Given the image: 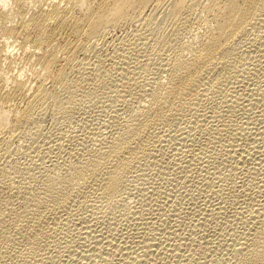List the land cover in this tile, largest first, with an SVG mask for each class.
Wrapping results in <instances>:
<instances>
[{
	"label": "rangeland",
	"instance_id": "1",
	"mask_svg": "<svg viewBox=\"0 0 264 264\" xmlns=\"http://www.w3.org/2000/svg\"><path fill=\"white\" fill-rule=\"evenodd\" d=\"M190 2L192 1V4L194 3L195 0H189ZM203 1H206V0H196L195 2V5L194 4L192 6H188L190 2H188V5L185 7H183L182 9H178L179 11H175V12H172V11H169L168 10V4L167 2L165 1V4L164 2H162L161 4L163 5V7L160 5L159 8H154L152 5L148 6L146 9L148 12H145L146 13H149V12H152V13H155L154 14V18H153V25L152 23H148V27H147V24L144 23V21L141 19V22L140 21V18L138 20V18H128V19H123L121 21H119L118 24H116L115 26L113 27H110L108 28L104 33V35H102L100 38L98 37L95 40H92V42L90 43H86L85 45H87V47H84L86 48L85 50L83 49L82 50V53L81 51L78 52L77 56H76V59H75V63H73V66H72V70L70 69L69 72L73 71L74 69V65L76 64L75 67H77L78 69L82 70L85 69V70H82V71H77L76 69L74 70V73L71 72L69 73V77L72 78V81L73 79L78 83L75 84L77 85V87L73 85L67 89V90H63L61 91V96H62V101H63V97L66 101H69L71 102V105L72 107L74 106V108L71 110L72 107H67V106H70L67 105L68 103H66V101L64 100L63 102H61V104H58V105H54L51 104H47V105H41V106H37L36 108L40 107L41 109H37L35 108V110L33 111V113L35 112H39V113H34V115H36L35 117H33V119L36 120L35 121H32L33 119L31 118V121L26 125L24 124L25 126L22 125V130L19 129L20 131L18 133H16L15 135H10V134H3L2 137L5 138L4 140H6V145H4V148L3 149H0V171H2V173L0 172V174L2 175V178L4 176V178L2 179L0 177V179H2L4 181V183L0 180V190L3 191L1 192L0 191V211H2L3 209V212H6L8 213V210H9V207H6V205H10L12 204L11 208L16 210V211H21V210H26L27 209V212H26V215H27V218L30 217V220H31V217L34 219H38V221L40 220V228L37 226V229H40L38 231L41 232V237L43 236V239L45 237H48L47 239L45 238L44 241L46 240V242H44L43 240H41V237L39 238L40 234L38 231H29V233H26V234H30L29 236H26L25 234V231H17L19 230L17 227H15V223L14 222H10V226L8 224V226L6 227V231H7V234L9 235V239L5 242L4 240H2L0 242L1 244V251H0V254H1V263L2 264H54V262H56L55 264H73V262H75L74 264H126L127 263H132V264H219V263H229L230 260L233 259V247L234 244L238 243L239 240L243 241L241 238L244 239L246 233H249L248 230L254 226L256 227L255 225H258L259 226H263L264 227V214L263 216H261V221L260 223L258 224H254L252 225L253 223H249L248 225L247 224V221H249L248 219H250L251 221L253 219L256 218L257 216V213L255 214L254 212L252 213V209L254 207V205L257 203L256 201L259 200L261 202H263L262 200H264V190L262 189V187L264 188V54L262 55L261 52H264V19L262 20L263 22H259L257 25H255V29L253 30V28H251L249 31H248V34H246L244 37H247L246 39H243L244 37H242L240 40L242 41H239L238 44H237V51H236V55H234V59H232L233 61H231V65L229 66V68L227 69V73H229L228 75L231 76L232 78H239V76L241 75L242 72H240V69H243V66H245L246 68V71L244 72V74L241 77V79L239 78H235L233 83H237V86L236 87V84L233 86V88L236 90H234L232 88H230V91L231 93L228 92L229 90V87L227 86H221L220 90H218L216 87H212L211 89H209L207 87L206 89V94H203V96L201 95L200 99H199V102H198V105L197 104H193L191 107L188 106V109L189 112H188V109L187 108H184L182 111V109L178 112H181V113H178L177 112V115L178 118H177V115H176V119L173 118L171 121L173 122H168L167 124L165 125H162L163 126V129L161 127V125L158 127L157 129V133L155 134V132H151L149 135L147 136H151V137H148L146 138V135L143 136V139L141 140L142 142L140 143L142 146V149L144 148V146H146L144 148V152L142 150L141 151H136L134 153H132V155L134 154L136 157L138 156L140 158V156L142 155V157L139 159L138 157V161L135 159V156L134 158H132L133 160V163L131 164V167H134L131 168V169H128L126 171V175H128L127 177L124 175V178H125V187H124V183H123V187L120 188L117 193L115 194V196H112L111 198H107V197H103L102 196V193L99 189H97L95 186H92L91 185H86L87 187L85 188L89 190L90 192V198L88 199V196H89V192L87 194V191L86 190V194L85 196L83 197L82 200H78L80 198H76V200L72 199L68 204L69 208H66L67 209V212H68V209H69V213L63 211V213L61 212L60 214L62 215L63 214V217L59 214L58 215H55L52 214L53 211L50 209V207L48 205H43L44 207L40 208V213H36V216L39 217V218H36V217H33L32 215L35 216V210L31 211V204L29 203V201H34L35 199H37L36 197H38V193H41L45 188H42L44 187V183H45V179L48 178L49 174H52L50 175L51 178H54V177H58L57 176V172L59 173V175L62 174V176H67L68 177V174H70L72 172L71 169H74L76 168L77 166H81L83 165V163H85V161H90L92 160L91 158L97 156L96 154V151L97 149L99 150L100 148L102 149V146H104V142L109 140L112 135H115L117 132H119L121 129L123 130V133L125 132L124 128L126 126V122H127V118H132V116L135 114H133V111H138L137 109H141L143 104L144 105H148L150 100H151V103H153L155 101V98H157V94L156 93H160V86L162 87V81L165 80L166 78V70L168 69V65L170 64V62H172V59H175L177 57L176 56H179L180 53H183L186 48L184 47L186 45V43L188 42L189 40V36H193L194 34H200L203 32V28L202 26L199 24L200 23V17L201 15H203V12L201 11V5L204 3ZM187 2V0H186ZM198 4V5H197ZM154 9H152V7ZM35 9V6H31V8L29 9ZM150 7V8H149ZM190 7V8H189ZM186 8V9H185ZM188 8V9H187ZM30 10V11H31ZM159 10V11H158ZM178 12V13H177ZM13 13V12H11ZM158 13V14H157ZM177 13V14H176ZM164 14V15H163ZM163 15V17H162ZM27 16V14H26ZM264 16V15H262ZM156 17V18H155ZM159 19H158V18ZM161 17V18H160ZM132 19V20H131ZM133 19H136V20H133ZM162 20V21H161ZM132 21V22H131ZM135 21V22H133ZM139 21V22H138ZM156 21V22H155ZM159 21V22H158ZM144 23V25H142L143 29L141 30V24ZM135 23V24H134ZM139 23V24H138ZM157 23V24H155ZM262 23V24H261ZM9 24V23H8ZM138 24V27L137 25ZM152 25V26H151ZM262 27H261V26ZM146 26V28H145ZM137 27V29H136ZM153 27V28H152ZM156 27V28H155ZM140 32H137L138 34H136V31H139ZM147 30L145 32V30ZM196 28V29H195ZM154 33H153V31ZM199 29V30H198ZM252 30V31H251ZM194 31V32H193ZM197 31H199L197 33ZM251 31V32H250ZM142 32V34H141ZM144 32V33H143ZM156 32V33H155ZM250 32V33H249ZM255 34H254V33ZM107 33V34H106ZM129 33V35H128ZM132 33V34H131ZM193 33V35H192ZM131 34V35H130ZM134 34V35H133ZM152 34V35H151ZM154 34V35H153ZM261 34V35H259ZM125 35V36H124ZM127 35V36H126ZM146 35V36H145ZM249 35V36H248ZM253 35V36H252ZM256 35V36H255ZM3 36V37H2ZM124 36V37H122ZM133 36V37H132ZM138 38H137V37ZM142 36V37H140ZM148 36V38H147ZM261 36V37H260ZM4 35L0 34V41H7V42H10L8 44L9 46V49H12V52L15 54L16 53V57L15 58H18L16 59L17 61H15L14 63H12V66H11V73H21V72H24V74L28 76H31L32 74V63L30 64L29 62H33L34 59L31 58V61H28L29 59H24V54L22 52L23 48L22 47H19V44L20 42L18 40V42H14V38H8L7 40L4 39ZM136 37V39H135ZM144 37V38H143ZM251 37V38H250ZM255 37V38H253ZM258 37V38H256ZM112 38V39H111ZM117 38V39H115ZM124 38V39H123ZM131 38V39H130ZM147 38V39H146ZM253 38V39H252ZM121 39V40H120ZM124 41H123V40ZM127 39V40H126ZM133 39V40H132ZM134 39H135V42H138L139 45H141L139 47L138 43H134V45L132 44V41L134 42ZM139 39V41L141 42H144L142 44V42L140 43L139 41H137ZM141 39V40H140ZM248 39H251L253 40V42L255 41V43H253L251 40H248ZM258 39V40H257ZM110 40V41H109ZM131 42H130V41ZM145 40V41H144ZM247 42H246V41ZM94 41V42H93ZM114 41V42H113ZM117 41V42H116ZM126 41V42H125ZM249 41V42H248ZM261 45H260V43ZM99 42V43H98ZM107 42V43H106ZM113 42V43H112ZM129 42V44L127 43ZM263 42V43H262ZM91 43L93 45V47L91 46ZM181 43H184V44H181ZM248 44L249 46H247L246 44ZM252 43V45H251ZM2 43L0 42V45ZM16 44V45H15ZM99 44V45H98ZM107 44H109L107 46ZM124 44V45H123ZM127 44V45H126ZM241 44V45H240ZM245 44V45H244ZM255 44V45H253ZM15 45V46H13ZM89 45V46H88ZM103 45V46H102ZM116 45V46H115ZM131 45H133L131 47ZM138 48H136L135 47ZM183 45V46H182ZM21 46V45H20ZM97 46V47H96ZM116 48H115V47ZM236 46V45H235ZM251 46V47H250ZM120 47V48H119ZM129 49V51H126L127 48ZM182 47L185 48V50L183 49V52H182ZM258 47V48H257ZM114 48V50H113ZM124 48H126V50H123ZM131 48V49H130ZM238 48H240L238 51ZM248 48V49H247ZM256 50H255V49ZM21 49V50H20ZM249 50L247 53L245 50ZM254 49V50H253ZM133 50V51H132ZM136 50V51H135ZM140 52H139V51ZM243 50V51H242ZM252 50V51H251ZM263 50V51H260ZM84 51V52H83ZM88 51V52H87ZM90 51V52H89ZM101 51V52H100ZM107 51V52H106ZM113 51V52H112ZM122 51V52H121ZM131 51V53H130ZM135 51V52H134ZM180 51V52H179ZM254 51H256L255 56L254 55ZM112 52V53H111ZM117 52V53H116ZM121 56H120V54ZM127 52V53H125ZM187 52V51H186ZM185 52V53H186ZM239 52V53H238ZM260 55H258L259 53ZM24 57H22V54ZM87 53V54H86ZM91 53V54H90ZM97 53V54H96ZM115 55H114V54ZM133 57L135 58L132 59V57L130 56L131 54H133ZM176 53H179V54H176ZM184 53V54H185ZM95 54V55H94ZM128 54V55H127ZM138 54V56H136ZM183 54V55H184ZM238 54V55H237ZM241 54V55H240ZM242 54H244V56H242ZM248 54V55H247ZM253 54V55H252ZM97 55V56H96ZM102 55V57H101ZM108 55V56H107ZM123 55V56H122ZM182 55V56H183ZM15 56V55H14ZM112 56V57H110ZM125 56V58H123ZM130 56V58H126ZM236 56L238 57V59L236 58ZM252 56H253V60L252 59ZM260 56V57H259ZM22 57V59H20ZM78 57V58H77ZM83 57V58H81ZM99 57V58H98ZM136 57H137V61H136ZM172 57V58H171ZM243 57V59H242ZM259 57V59H258ZM262 57V58H261ZM26 58V57H25ZM88 58V59H87ZM100 60V58H102L101 62L98 60ZM107 58V59H106ZM112 58V60H111ZM119 58V59H118ZM139 58V59H138ZM245 58V59H244ZM251 58V59H250ZM259 60L257 61L256 60ZM262 60H261V59ZM79 59V60H77ZM81 59V60H80ZM123 59V60H122ZM126 59V60H124ZM249 59V60H248ZM26 60V61H24ZM83 60V61H82ZM88 60V61H87ZM92 62H91V61ZM107 60V61H106ZM122 62H120V61ZM131 60V62H130ZM134 60V61H133ZM140 60V61H139ZM243 60V61H242ZM247 60V61H246ZM250 60L255 62V67L254 65L252 66V64H254L253 62L250 63ZM20 61V62H19ZM90 61V62H89ZM103 61V62H102ZM126 61V62H124ZM168 61V62H167ZM257 61V62H256ZM27 62V64L25 63ZM91 64H89V63ZM110 62V63H109ZM113 62V63H112ZM139 62V63H137ZM232 62L234 64H232ZM249 62V64H248ZM80 63V65H79ZM86 63V64H85ZM115 63V65H114ZM128 65H126V64ZM130 63V64H128ZM169 63V64H167ZM30 64V65H29ZM34 64V62H33ZM83 64L86 65V68H88V66L90 68H88L86 70L85 68V65L83 66ZM122 64H125V66L129 69H132L129 70V69H126V67ZM142 64V65H141ZM237 64V65H236ZM241 67H240V65ZM78 65V66H77ZM91 65V66H90ZM101 65V66H100ZM110 65V66H109ZM132 65V66H131ZM138 65H140L138 67ZM162 65V66H161ZM165 65V66H164ZM248 65V67L246 66ZM250 65V66H249ZM31 66V67H29ZM82 66V67H81ZM93 66V68H92ZM96 66V67H95ZM101 68H100V67ZM120 66V67H119ZM136 66V67H135ZM160 66V67H159ZM235 66V67H234ZM261 66V67H260ZM14 67V68H13ZM80 67V68H79ZM95 67V68H94ZM98 67V68H97ZM125 67V68H124ZM135 67V68H134ZM19 68V69H18ZM22 68V69H21ZM113 70H111V69ZM120 68V70H119ZM124 68V70H123ZM164 68V69H163ZM232 68V69H231ZM235 68V69H234ZM248 68V70H247ZM250 68V69H249ZM256 68V70L254 71V69ZM25 69V70H24ZM31 69V70H30ZM92 69V71L90 70ZM106 69V70H105ZM116 69V71H115ZM122 69V70H121ZM135 69V70H134ZM260 69V70H259ZM13 70V71H12ZM21 70V71H20ZM126 70H128L126 72ZM134 70V71H132ZM160 70V71H159ZM165 70V71H164ZM229 70V72H228ZM235 70V71H234ZM236 70H239V73L236 71ZM250 70H253V73L251 74V71ZM17 71V72H16ZM92 73H91V72ZM107 71V72H106ZM118 71H121L118 72ZM126 73H125V72ZM138 71V72H137ZM162 71V72H161ZM124 72L125 75H122V73ZM132 74H131V73ZM135 72L137 74H135ZM141 72V73H140ZM158 72V73H156ZM236 72V73H234ZM257 74H256V73ZM88 74V77L86 74ZM127 73L129 75H127ZM139 73V74H138ZM234 73V74H233ZM238 73V74H237ZM79 74V75H78ZM85 74V75H84ZM117 74V75H116ZM131 74V75H130ZM162 77H161V75ZM235 75L234 77L232 75ZM247 74V76H246ZM256 74V75H255ZM84 75V76H83ZM91 75V76H90ZM95 75V76H94ZM115 75V76H114ZM133 75V76H132ZM139 75V76H138ZM159 75V76H158ZM237 75V76H236ZM251 75V76H250ZM88 77L87 79H85L86 77ZM114 76V77H113ZM122 76V77H121ZM125 76V77H124ZM130 76V77H129ZM157 76V78L155 77ZM24 79L26 76H23ZM77 77V78H76ZM82 77V78H81ZM85 77V78H84ZM92 77V78H91ZM115 79H113V78ZM116 77V78H115ZM128 77V78H127ZM144 77V78H142ZM164 77V78H163ZM253 79H252V78ZM259 77V78H258ZM261 77V78H260ZM128 80H127V79ZM131 78H133L134 82L132 80H130ZM147 78V79H146ZM153 78V80H152ZM161 78V80L159 79ZM163 78V79H162ZM119 79V80H117ZM128 82L125 85V88L126 87H130V88H127V89H124L123 85H121V87L123 89H118V88H121L120 87V84H122L123 81ZM136 79V80H135ZM151 79V80H150ZM81 80V81H80ZM84 80V82H83ZM86 80V81H85ZM123 80V81H121ZM149 84L146 83L145 81H149ZM159 80V81H157ZM243 82H242V81ZM116 81V84L120 81V84L118 83L117 85L114 83ZM141 81V82H140ZM157 81V82H156ZM257 81V82H256ZM89 82V83H88ZM135 82H138V84H141V85H136L137 83ZM241 82V83H240ZM81 83V84H80ZM88 83V84H87ZM113 83V84H112ZM125 83V82H123ZM133 85V87L130 85ZM145 85H144V84ZM159 83V84H158ZM240 83V84H239ZM259 83V84H258ZM85 84V85H84ZM129 86H128V85ZM161 84V85H160ZM261 84V86H260ZM119 85V86H118ZM152 85V86H151ZM155 85V86H154ZM157 85V86H156ZM159 85V86H158ZM240 85V86H239ZM250 85V86H249ZM253 85V86H251ZM116 86V87H115ZM145 86V87H144ZM149 88H148V87ZM74 90H73V88ZM84 87V88H83ZM113 87V88H112ZM139 87H141L140 90ZM152 87L153 89L155 90V92H152ZM158 87V89H156ZM225 87V88H224ZM232 87V86H231ZM255 87V88H254ZM80 88V89H78ZM115 88V89H114ZM135 88V89H134ZM216 88V89H215ZM219 88V87H218ZM228 90H227V89ZM258 88V89H257ZM76 89V90H75ZM83 89V90H82ZM114 91H113V90ZM145 89V90H143ZM147 89V90H146ZM208 89L211 90L208 92ZM215 89V90H214ZM225 89V90H224ZM242 89V90H241ZM257 89V90H255ZM69 90V91H68ZM78 90V91H77ZM82 90V91H81ZM119 93H117L116 91ZM121 90V91H120ZM126 92H124V91ZM138 90V91H137ZM156 90H159L158 92ZM224 92H223V91ZM227 90V91H226ZM234 90V91H233ZM241 90V91H240ZM248 90V91H247ZM255 90V91H254ZM67 91V92H66ZM87 91V92H86ZM122 92V94L124 93L125 95H121L120 92ZM140 91V92H139ZM153 94V96H151L149 93ZM214 91V92H213ZM218 91H222L221 93L218 92ZM234 93H233V92ZM239 91V93H237ZM259 91V92H258ZM62 92L64 93V95L62 94ZM114 92V93H113ZM225 92H227V95L229 94V96H226L227 99H230L232 98V96L234 95V97L232 98V101L233 104H234V107H233V104H231V106H228L230 104V102L226 101L227 99H225L223 96L220 97L219 94L223 95L225 94ZM254 92V93H253ZM257 92L259 94H257ZM82 93V94H81ZM87 93V94H86ZM148 93V94H147ZM158 93V94H159ZM214 93V95H212ZM233 93V95H232ZM253 93V94H252ZM262 93V94H261ZM68 94L70 97H68ZM78 94V95H76ZM86 94V95H85ZM117 94V97L116 95ZM143 94V95H142ZM239 94V95H238ZM250 94V95H249ZM252 94V95H251ZM82 95V96H81ZM120 95V96H119ZM130 97H129V96ZM148 95V98L146 97ZM150 95V96H149ZM155 95V96H154ZM207 95V96H206ZM212 95V96H211ZM246 95V96H245ZM256 97H255V96ZM259 95V96H258ZM68 97V99L65 98ZM76 96V97H75ZM85 96V97H84ZM123 96V97H122ZM128 96V97H126ZM141 96V97H140ZM206 96V97H205ZM219 96V97H218ZM231 96V97H230ZM240 96V102H239V97ZM245 96V97H244ZM253 96L255 98H253ZM259 98H258V97ZM79 97V98H78ZM82 99H81V98ZM121 97V98H120ZM153 97V98H151ZM155 97V98H154ZM215 97V98H214ZM230 97V98H229ZM236 97V99H235ZM238 97V98H237ZM252 97V98H251ZM88 99L86 101V99ZM116 98V99H115ZM117 98H119L120 100H118ZM123 98H126L127 100L125 101V99L123 100ZM151 98V99H150ZM206 98V99H205ZM218 100H217V99ZM245 98V99H244ZM76 99H78L79 101H77ZM91 99V100H90ZM110 100V101H107V100ZM113 99V100H112ZM141 99V100H140ZM148 99V100H147ZM202 99V101H201ZM212 99V100H211ZM221 99V100H220ZM223 99V100H222ZM234 99V100H233ZM238 99V100H237ZM244 99V100H243ZM256 99V100H255ZM259 99V100H258ZM263 99V100H262ZM84 100V101H83ZM143 100V101H142ZM147 100V101H146ZM153 100V101H152ZM204 100V101H203ZM206 100V102H205ZM209 100V101H208ZM250 100V101H249ZM258 100V101H257ZM74 101V102H73ZM93 101V103H92ZM105 101V102H104ZM119 101V102H118ZM125 101V102H123ZM146 101V102H145ZM214 101V103H213ZM220 101V103L218 102ZM235 101H238V105L237 103H235ZM247 101V102H246ZM249 101V102H248ZM78 102V103H76ZM80 102V103H79ZM91 102V103H90ZM112 102V104L110 103ZM202 102H205L206 104L202 103ZM218 102V103H216ZM222 102H224L222 104ZM227 102V103H226ZM244 102V103H243ZM63 103V105H62ZM201 103V104H199ZM251 103H254V104H251ZM257 103V104H256ZM77 104V105H76ZM81 104V105H79ZM109 104V105H108ZM126 104V105H125ZM204 104V108L202 107ZM217 104V105H215ZM218 104H219V107H218ZM222 104V108L220 107V105ZM236 104V106H235ZM251 104V105H250ZM59 105H60V109H62L61 111L59 110ZM67 105V106H65ZM76 105V107H75ZM79 105V106H78ZM83 105V106H82ZM88 105V106H87ZM111 105V106H110ZM122 105V106H121ZM138 105H140V107L138 108ZM202 105V106H201ZM205 105L206 107L208 108L207 110L205 109ZM227 105V106H226ZM43 106V108H42ZM47 106V107H45ZM62 106V107H61ZM65 106V107H64ZM90 106V107H89ZM92 106V107H91ZM113 106V107H112ZM125 106V107H124ZM136 106V108H135ZM194 106V107H193ZM196 106V107H195ZM213 106V107H212ZM217 106V108L215 107ZM245 106V107H244ZM83 107V108H82ZM88 107V108H87ZM209 107H212L209 109ZM223 107H225L223 109ZM231 107V108H230ZM233 107V108H232ZM67 108V111L65 112V109ZM70 108V109H69ZM80 108V109H79ZM123 108V109H122ZM195 108V109H193ZM197 108H202V109H197ZM215 108V109H213ZM221 108V109H220ZM229 108V109H228ZM243 108V109H242ZM252 108V109H251ZM113 109V110H112ZM115 109V110H114ZM133 109V111H132ZM135 109V110H134ZM194 111H193V110ZM227 109L228 110H231V111H228L227 112ZM237 109V110H236ZM242 109V111H241ZM245 109V110H244ZM71 110V111H70ZM129 110V111H128ZM198 110V111H196ZM214 110V111H213ZM222 110V111H221ZM235 110V111H234ZM240 110V111H239ZM65 113H63V112ZM124 111V112H123ZM203 113H202V112ZM207 112L208 114H204V112ZM210 111V112H209ZM224 111V112H223ZM247 111V112H246ZM62 112V113H61ZM118 112V113H117ZM185 112V113H184ZM194 112V113H193ZM197 112V114H196ZM201 112V113H199ZM205 112V113H206ZM215 112V113H214ZM234 112V113H233ZM240 112V113H239ZM182 113H184L183 115H181ZM193 113V114H191ZM220 113V114H219ZM236 113V114H235ZM123 114V115H121ZM199 114V115H198ZM202 114V115H201ZM214 114V116L212 115ZM226 114V115H225ZM38 115V116H37ZM112 115V116H111ZM115 119L113 116H115ZM131 117H127V116H130ZM189 115V116H188ZM193 115V118H191ZM196 115V116H194ZM204 116V117H201V116ZM206 115V116H205ZM212 115V116H210ZM229 115V116H228ZM119 116V117H118ZM180 116H182L180 118ZM185 116V117H184ZM199 116V118H201L203 120V124H205V122L207 123L208 128L206 126H204L202 124V120L198 118L197 120V117ZM217 117H220L219 119ZM227 117V119H226ZM186 118V119H185ZM205 118V119H204ZM209 118V119H207ZM214 118V121L213 119ZM234 118V119H233ZM196 119V120H195ZM218 119V120H217ZM231 119V120H230ZM261 119V122L259 121ZM111 120V121H110ZM126 120V121H125ZM191 120V121H190ZM201 120L199 123L198 121ZM206 120V121H205ZM226 122H222V121H225ZM228 120V121H227ZM252 120V121H251ZM118 121V122H117ZM123 121V122H122ZM130 120L128 119V122ZM176 121V123H175ZM190 121V122H188ZM195 123H194V122ZM213 124V122H215ZM221 121V123H220ZM230 121V122H229ZM236 121V122H235ZM251 121V123H250ZM111 122V123H110ZM113 122V123H112ZM116 122V123H115ZM125 122V123H124ZM185 122V123H184ZM188 122V123H187ZM228 122V123H227ZM233 122V123H232ZM255 122H257L255 124ZM173 123V124H172ZM178 123V124H177ZM191 123V124H190ZM225 127L223 126V124H225ZM114 124V125H113ZM121 124H124L123 126ZM171 124V126H170ZM182 124V125H180ZM214 126L215 124V127H211L210 126ZM213 124V125H212ZM218 124V125H217ZM230 126H228V125ZM236 124V125H235ZM238 124V125H237ZM29 125V126H28ZM180 125L182 128H180ZM196 125V126H195ZM233 125V126H232ZM241 127H240V126ZM243 125V126H242ZM260 125V126H259ZM28 126V127H26ZM121 126V127H120ZM171 131H170V128ZM186 126V127H185ZM200 126L201 129H200ZM221 126L224 128H221ZM263 126V127H262ZM111 127V128H110ZM116 129H115V128ZM166 129H165V128ZM203 127H206L204 128L203 130ZM212 129H210V128ZM218 127V128H217ZM220 127V129H219ZM228 128V131H227V128ZM235 127V129H234ZM240 127V129H239ZM25 128V130H24ZM97 128V129H96ZM120 128V129H119ZM162 129L163 133L161 134V131L159 130ZM169 128V129H167ZM175 128V129H174ZM200 130H199V129ZM216 128V131L214 130ZM236 128L238 129V132L236 130ZM241 128H246L242 131ZM107 129V130H106ZM112 129V130H111ZM179 129V130H178ZM218 129V130H217ZM230 129V130H229ZM106 130V131H105ZM159 130V131H158ZM166 130L168 132H166ZM174 130H175V133H174ZM178 130V131H177ZM192 130V131H191ZM202 130V131H201ZM213 130V131H212ZM220 130V131H219ZM232 130V131H231ZM258 130V131H257ZM104 131V132H103ZM110 131V132H109ZM117 131V132H115ZM191 133H190V132ZM210 131V133L208 132ZM231 131V133H229ZM234 131L237 133H234ZM240 131V132H239ZM245 132L242 136H241V132ZM103 132V133H102ZM109 132V133H108ZM113 133L110 135V133ZM115 132V134H114ZM214 132V134L212 135V133ZM221 132V133H219ZM223 132V134H222ZM258 135H257V133ZM21 133V134H20ZM94 133V134H93ZM102 133V134H101ZM153 133V134H152ZM173 133V134H172ZM216 133V134H215ZM236 135V137H234V134ZM239 133V134H238ZM259 133H262V134H259ZM76 134V135H75ZM97 134V135H96ZM100 136H99V135ZM153 136H152V135ZM175 134V135H174ZM179 136H177V135ZM187 134V136H186ZM231 134H232V137H234L233 139L230 138L231 137ZM246 134V135H245ZM249 134V135H248ZM256 134V135H255ZM20 135V136H19ZM106 135V136H105ZM160 137H159V136ZM164 136L161 138V136ZM169 135H172L170 137H168ZM186 136L188 137L187 140L186 138H181L180 136ZM216 135V136H214ZM222 135V136H221ZM245 135V136H244ZM166 136V137H165ZM178 138H177V137ZM241 136V138L239 137ZM91 137V138H90ZM93 137V138H92ZM105 137V138H104ZM108 137V138H106ZM145 137V138H144ZM193 138V140L190 139ZM229 137V138H228ZM244 137V138H242ZM252 137V138H251ZM96 138V140H95ZM98 138V139H97ZM151 138V139H150ZM152 138H154L152 140ZM157 138V139H156ZM158 138H161L159 139L158 141ZM174 138V139H173ZM220 138V139H219ZM224 138V140H223ZM237 140H236V139ZM240 138V139H239ZM251 138V139H249ZM258 141H256L255 140ZM102 139V140H101ZM106 139V140H105ZM147 139V140H146ZM149 139V140H148ZM171 139V140H170ZM180 139V140H179ZM182 139V140H181ZM229 139V140H228ZM254 141H253V140ZM105 140V141H103ZM178 140V141H177ZM190 140V141H189ZM221 140V142H220ZM226 140V141H225ZM229 142H228V141ZM236 142H234V141ZM100 141V142H99ZM143 141H146V142H143ZM158 141V142H157ZM162 141V142H161ZM169 143H168V142ZM172 141V142H171ZM176 141V142H175ZM179 141L181 142V144L179 143ZM185 141V142H184ZM189 141V143L187 142ZM234 143H232V142ZM248 141V142H247ZM149 142V143H148ZM184 142V143H183ZM191 142H192V145H191ZM224 142V143H223ZM229 145H228V143ZM244 142V143H242ZM80 143H82L80 145ZM95 143V144H94ZM146 143V145L144 144ZM155 143V144H154ZM239 143V144H238ZM257 143V144H256ZM99 144V146H98ZM101 144V145H100ZM103 144V145H102ZM148 144V145H147ZM174 144V145H173ZM176 144V145H175ZM190 144V145H189ZM194 144V145H193ZM219 144V145H218ZM232 144V145H231ZM250 144V145H249ZM253 144V145H252ZM85 145V146H83ZM87 145V146H86ZM89 145V146H88ZM171 145V146H170ZM209 145V146H208ZM225 145V146H224ZM233 145H234V149L233 148ZM246 145V146H245ZM252 145V146H251ZM257 146V149L255 146ZM260 145V146H259ZM93 146V147H92ZM95 146V147H94ZM97 146V147H96ZM179 148H178V147ZM185 149V151L182 149ZM187 146V147H186ZM190 146V147H189ZM211 146V147H210ZM230 146L232 147V149H230ZM148 147H149V151L148 150ZM189 147V148H188ZM214 147V148H213ZM223 147V149H222ZM239 147V148H238ZM249 147H252V149L250 150ZM261 147V148H260ZM83 148V150H82ZM88 148V149H87ZM89 148H92V149H89ZM172 148V150H171ZM174 148V149H173ZM203 148V149H201ZM205 148V149H204ZM243 148V149H242ZM246 148V149H245ZM248 148V149H247ZM256 148V149H254ZM263 148V149H262ZM5 149V150H4ZM95 149V150H94ZM147 149V150H146ZM188 149H192L191 150H188ZM200 149V150H199ZM210 151L209 154L207 152V150ZM230 149V150H229ZM234 149V150H233ZM239 151H238V150ZM263 152H262V150ZM90 152H89V151ZM171 150V152H170ZM181 153V155H179V152H176L178 151ZM182 152H181V151ZM188 150V151H187ZM227 150V151H226ZM238 152H236V151ZM243 150V151H241ZM247 150V152H246ZM255 152L253 153L252 152ZM5 151V152H4ZM83 151V152H82ZM184 151V152H183ZM191 151V153H190ZM195 151V152H193ZM203 151V152H202ZM212 151V152H211ZM232 153H230V152ZM234 151V152H233ZM241 151V152H240ZM245 151V152H244ZM251 151L252 153L248 154V152ZM257 151H260L257 153ZM87 152V154H86ZM94 152V153H93ZM137 152H140L141 155H136V154H140V153H137ZM148 153V155H146ZM187 152H188V155L194 159L193 162H191L192 160L189 158V156H186V162H185V155H187ZM200 152V153H199ZM206 152V154H204ZM226 152V153H225ZM229 154H228V153ZM78 153V154H77ZM81 153V154H79ZM100 151L98 153V155H100ZM145 153V156L144 158L146 159H143V154ZM151 153V154H150ZM174 153V154H173ZM177 153V154H176ZM183 153H186L185 155ZM199 153L200 155L203 154V156L201 155H195ZM238 154V155H234V154ZM247 153V154H246ZM260 153V154H259ZM83 154V155H82ZM193 154V156H192ZM208 154V155H207ZM211 154V155H210ZM220 154V155H219ZM225 154V155H224ZM227 154V156H226ZM234 155L235 157H233L232 159H227L228 156H230L229 158H231V155ZM254 154V155H253ZM257 154V155H256ZM49 155V156H48ZM52 155V156H51ZM80 155V156H79ZM88 155V156H87ZM92 155V156H91ZM94 155V156H93ZM174 155H176L175 157H173ZM195 155V157H194ZM207 155V156H206ZM213 155V156H212ZM223 155V156H222ZM244 155V156H243ZM261 158H260V156ZM263 155V156H262ZM4 158H3V157ZM10 156V157H9ZM57 156V158H55ZM87 156V157H86ZM181 156V158H180ZM184 156V157H183ZM207 158H206V157ZM211 156V159L209 160ZM222 156V157H221ZM246 156V157H245ZM252 158H251V157ZM255 156H256V159H255ZM173 157V158H172ZM179 157V158H178ZM194 157V158H193ZM201 157V158H200ZM209 157V158H208ZM227 157V158H225ZM237 158H241L240 159H236ZM249 159H248V158ZM3 158V160H2ZM6 158V160H5ZM79 158V159H78ZM85 158V159H84ZM90 158V159H89ZM184 158V160L182 159ZM197 158V159H196ZM199 158V159H198ZM218 158V159H217ZM220 158H224V160H219ZM260 158V160H259ZM58 159V160H57ZM78 159V160H77ZM89 159V160H88ZM169 161H168V160ZM171 159V160H170ZM174 159V161L172 160ZM180 159V160H178ZM188 159V160H187ZM196 159V161H195ZM201 159V160H200ZM208 159V160H206ZM216 161H215V160ZM225 159H227V163L225 162ZM234 159V160H233ZM263 159V160H261ZM10 160V162H8ZM55 160V161H54ZM135 160L137 162H135ZM147 160V161H145ZM149 160V161H148ZM178 162H177V161ZM191 160V161H189ZM198 160V161H197ZM214 160V161H213ZM232 160V161H231ZM238 160V161H237ZM254 160V161H253ZM57 162L56 164H53V165H56V168L55 167H50L52 165V163ZM60 161V162H59ZM79 161V162H78ZM84 161V162H83ZM171 161V162H170ZM184 161V162H183ZM203 161V162H202ZM222 161V162H221ZM231 163H230V162ZM240 161V162H239ZM241 161L245 164H241ZM259 161H261L260 163H258ZM74 162V163H73ZM145 162V163H144ZM147 162V163H146ZM181 162V164H180ZM193 164H191V163ZM202 162V164H201ZM212 162V163H211ZM220 162V164H219ZM228 162L230 164H228ZM233 162L237 163V164H232ZM250 162V163H249ZM2 163V164H1ZM49 163V164H48ZM68 163V164H67ZM73 163V164H72ZM137 163V164H136ZM149 163V165H148ZM157 165H156V164ZM163 163V164H162ZM173 163V164H172ZM174 163H175V166H174ZM187 163V164H185ZM210 163V164H209ZM224 163V165H223ZM254 165H253V164ZM257 163V165H256ZM5 164V166H4ZM48 164V165H47ZM59 164V166H58ZM80 164V165H78ZM136 164V165H135ZM162 164V165H161ZM177 164V165H176ZM182 164H185L186 166L189 164V166H193L192 169L190 167V170L189 168H183V167H186L185 165H182ZM197 164V166H196ZM228 164V165H227ZM250 164V165H249ZM259 164L262 168L259 167ZM46 165V166H45ZM52 165V166H53ZM62 165V166H60ZM64 165V166H63ZM180 165V166H179ZM182 165V167H181ZM201 165V166H200ZM210 165V166H209ZM226 165V167H224ZM230 165V166H229ZM233 165V166H232ZM238 167H237V166ZM248 165H249V168H248ZM49 166V167H48ZM66 166V167H65ZM155 168H154V167ZM162 168H160V167ZM177 166V169H175ZM187 166V167H189ZM200 166V167H199ZM3 167V169H2ZM62 167V168H61ZM70 167V168H69ZM153 167V168H152ZM158 169H157V168ZM180 169L181 167V171L178 169ZM215 167V168H214ZM241 167V168H240ZM247 167V168H246ZM256 167H259V168H256L257 170H255ZM53 168V169H52ZM64 168V169H63ZM163 168H165L163 170ZM194 168V169H193ZM206 170H205V169ZM232 168V170H231ZM254 168V169H252ZM2 169V170H1ZM4 169H6V171H4ZM9 169V170H8ZM50 169V171H49ZM54 169H55V172H54ZM58 169V170H57ZM60 169V170H59ZM157 169V170H155ZM161 169V172L160 170ZM199 169V170H198ZM212 169V170H211ZM217 169V171H216ZM229 169V170H228ZM65 172H64V171ZM130 170V171H129ZM179 170V171H178ZM185 170V171H184ZM189 172H188V171ZM197 172H196V171ZM209 170V171H208ZM235 170V171H234ZM252 170V171H251ZM254 170V171H253ZM261 170V171H260ZM12 171V172H10ZM47 171V172H46ZM63 171V172H61ZM71 171V172H70ZM135 171V172H134ZM183 171V172H182ZM188 173H187V172ZM200 171V172H199ZM204 171H208L207 173L204 172ZM214 171V172H213ZM240 171V173H239ZM249 171V172H248ZM256 171V173H255ZM260 171V172H258ZM49 172V173H48ZM129 172V173H128ZM156 172V173H155ZM160 172V173H159ZM163 172V174H162ZM177 172H180V173H177ZM212 172V173H211ZM224 172V173H223ZM236 172V173H235ZM238 172V174H237ZM8 173V174H6ZM10 173V175H9ZM14 173V174H13ZM61 173V174H60ZM68 173V174H66ZM133 173V174H132ZM183 173V174H182ZM254 173V174H253ZM13 174V176H12ZM47 174V177L45 176ZM137 174V175H136ZM181 174V175H180ZM185 174H188L187 176ZM191 174V175H190ZM210 174V175H209ZM218 174H221V175H218ZM231 174V175H230ZM235 174V176H234ZM0 175V176H1ZM56 175V176H54ZM132 177H131V176ZM135 175V176H133ZM183 175V177H182ZM194 175V176H193ZM212 175V176H211ZM215 175V176H213ZM8 176V177H7ZM12 176V178H10ZM44 176V177H43ZM54 176V177H53ZM181 176V177H180ZM203 176V177H202ZM231 176V177H230ZM134 177V178H133ZM200 177V178H199ZM228 177V178H227ZM262 179H261V178ZM50 178V177H49ZM128 182L127 181V179ZM146 180H145V179ZM190 178V179H189ZM205 180H204V179ZM210 178V179H209ZM221 178V179H220ZM251 178V179H250ZM15 179V180H14ZM20 181H19V180ZM188 179V181H187ZM226 179V180H225ZM231 179V180H230ZM207 180V181H206ZM249 180V181H248ZM15 181V182H14ZM19 183H18V182ZM185 181V182H184ZM258 181V182H257ZM262 181V182H261ZM8 182V183H7ZM23 182V183H22ZM26 182V183H25ZM208 182V183H207ZM209 182H212V183H209ZM256 182V183H255ZM10 183V184H9ZM12 183H15L14 185H16L17 187L19 188H16V186H14ZM25 183V185H24ZM128 183V184H126ZM227 183V184H226ZM230 183V184H229ZM243 183V184H242ZM5 184V185H3ZM247 184V185H246ZM259 184H260V187H259ZM261 184L263 186H261ZM7 185V187H6ZM11 187H10V186ZM13 185V186H12ZM22 185V186H21ZM93 185V184H92ZM95 185V184H94ZM127 185V186H126ZM130 185V186H129ZM211 185V186H210ZM225 185V186H223ZM242 185V186H241ZM258 185V186H257ZM133 188H132V187ZM209 186V187H208ZM223 188H222V187ZM231 186V187H230ZM255 186H257V190L255 188ZM2 187V188H1ZM9 187V188H8ZM22 187V189H21ZM25 187H28V188H25ZM89 187L91 189H97L96 191H100L98 193V195L91 189H89ZM94 187V188H93ZM121 187V186H120ZM131 187V188H129ZM6 188V189H5ZM16 188V189H15ZM124 188V189H123ZM128 188V189H126ZM239 188V189H238ZM255 188V189H253ZM9 189L10 190V195H9ZM12 189V190H11ZM38 189V190H37ZM39 189H41V191H39ZM43 189V190H42ZM131 189V191H130ZM248 189V190H247ZM253 189V190H252ZM261 189V190H260ZM7 190V192H5ZM19 192H17V191ZM22 190V191H21ZM27 190V191H26ZM221 190V191H219ZM259 194L262 193V195H257L256 192ZM259 191H262V192H258ZM14 191V192H13ZM37 193H35V192ZM120 191H122L120 193ZM128 191V192H127ZM5 192V193H4ZM35 195H34V193ZM93 193V195L91 196V194ZM143 192V193H142ZM223 192V193H222ZM254 192V193H253ZM3 193V195H2ZM20 193V195H19ZM120 193V194H119ZM127 193V194H126ZM132 193V194H130ZM145 193V194H144ZM249 193V194H247ZM252 193V195L250 194ZM24 196H22V195ZM29 196H28V195ZM37 194V196H36ZM96 194V196L94 197V195ZM130 194V195H129ZM240 194V195H239ZM242 194V195H241ZM245 194V195H244ZM256 194V195H255ZM101 195V196H100ZM122 195V196H121ZM132 195V196H131ZM222 195V196H221ZM253 195H255L254 197L255 198H252ZM22 196V197H21ZM28 196L27 198H24ZM31 196V197H30ZM36 196V197H35ZM87 196V197H86ZM100 196V197H98ZM124 196V197H123ZM126 196V197H125ZM128 196V197H127ZM256 196H258L259 198H256ZM18 197V198H17ZM30 197V198H29ZM261 197V198H260ZM24 199V200H21ZM85 198V199H84ZM87 198V199H86ZM104 198V199H103ZM106 198V199H105ZM119 200H118V199ZM222 198V199H221ZM248 198V199H247ZM19 199V200H18ZM25 199H27L25 201ZM97 199V200H96ZM111 199V201H109ZM117 199V200H116ZM122 199V200H121ZM218 199L220 200L218 202ZM257 199V200H256ZM85 200V201H84ZM89 200V201H87ZM91 200V201H90ZM104 200V202H103ZM215 200V201H214ZM223 200V201H222ZM245 200V201H244ZM248 200V201H247ZM72 201H77V203H73ZM82 202L84 204H81L79 203ZM87 201V203H86ZM95 201V202H94ZM108 201V202H107ZM256 202V203H250V202ZM258 201V202H259ZM28 203L29 206H27L26 204ZM89 202V203H88ZM101 202V203H100ZM103 202V203H102ZM223 202V203H222ZM249 202V203H248ZM26 203V204H25ZM32 203V202H31ZM71 203H73L71 205ZM93 203V204H92ZM96 203V204H95ZM243 203V204H242ZM26 207H25V205ZM75 204H76V207H75ZM90 204V205H89ZM136 204V205H134ZM226 204V205H224ZM253 204V206H252ZM23 205V206H22ZM102 205V206H101ZM133 207H132V206ZM142 207H141V206ZM198 205H199V208H198ZM49 208H48V207ZM74 208H73V207ZM82 206V207H81ZM85 206V207H84ZM87 206V208H86ZM136 209H135V207ZM139 208H138V207ZM205 206V207H204ZM211 208H210V207ZM218 206V207H217ZM220 206V207H219ZM222 206V207H221ZM243 206V207H242ZM248 206V207H246ZM22 207V208H21ZM28 207V208H27ZM30 207V208H29ZM79 207L81 209H79ZM95 207V208H94ZM99 209H98V208ZM197 207V208H196ZM209 207V208H208ZM251 209H250V208ZM26 208V209H25ZM45 208L47 209L46 211H43L45 210ZM93 208V209H91ZM102 208V209H101ZM132 208V209H131ZM140 208H143L142 210ZM192 208V209H191ZM219 208V209H218ZM220 208H222V212L220 211ZM242 208V209H241ZM251 211V214H248L246 212H249ZM6 209V211H5ZM30 209V210H28ZM51 213H50V211ZM71 209V210H70ZM75 209V210H74ZM79 209V210H78ZM96 209V210H95ZM135 209V210H134ZM194 209V210H193ZM202 209V210H201ZM207 209V210H206ZM211 209H214L213 213L211 211ZM218 209V210H217ZM239 209V211H238ZM245 211H244V210ZM100 210V211H99ZM130 210H134L133 213L130 211ZM158 210V212H157ZM212 213H210L209 211ZM242 210V212H241ZM248 210V211H247ZM32 213H30V212ZM77 215L75 216V214ZM96 211V212H94ZM136 211V212H135ZM192 211V213H191ZM235 211V213H234ZM45 214H44V213ZM46 212L50 215H47ZM86 212V213H85ZM93 212V213H92ZM194 212H197V213H194ZM206 212V213H205ZM217 212V213H216ZM28 213V214H27ZM41 213L43 215V217H41ZM72 213V215L70 214ZM127 213V215H126ZM131 215H130V214ZM137 216H134L136 215ZM157 213V214H156ZM170 213V214H169ZM211 214L212 218L209 217V215ZM244 213V214H243ZM67 216H65V215ZM85 214V216H84ZM92 214V215H91ZM94 214V215H93ZM139 214V215H138ZM140 214L141 216H144V219L142 217H140ZM156 214V215H155ZM167 214V215H166ZM174 214V215H173ZM178 214V215H177ZM198 214V215H197ZM205 214V215H204ZM215 214H217V216H215ZM222 214V215H221ZM29 215V216H28ZM31 215V216H30ZM233 215V216H232ZM242 215V216H241ZM247 216V217H243V216ZM256 215V216H255ZM53 219H52V217ZM59 216V217H58ZM69 216V217H68ZM71 216L73 217V219L71 218ZM79 216V217H77ZM83 216V218H82ZM88 216V217H86ZM166 216V217H165ZM197 216V217H196ZM214 216V217H213ZM237 216V218H236ZM241 216V217H240ZM44 217L46 219H44ZM58 217V218H57ZM61 217V218H60ZM67 217V218H66ZM125 217V218H124ZM130 217V219H129ZM134 217V218H133ZM140 217V218H139ZM158 217V218H157ZM160 217V218H159ZM209 217V218H208ZM233 217V218H232ZM53 220H51V219ZM63 218V220H62ZM69 218V220H68ZM88 218V219H87ZM123 218V219H122ZM137 218V221L136 219ZM146 218V220H145ZM154 218V220H153ZM162 218V219H161ZM169 218V219H168ZM177 218V219H176ZM199 218V220H198ZM202 218V219H201ZM242 218V220H241ZM244 218V219H243ZM263 218V219H262ZM48 219V220H47ZM51 221H50V220ZM56 219V220H55ZM65 219V220H64ZM133 219V220H132ZM142 221H141V220ZM171 219V220H170ZM175 219V220H174ZM220 219V220H219ZM229 219H230V222H229ZM45 220V221H44ZM46 220L48 221L46 223ZM57 220H59V222H56ZM62 222H61V221ZM71 220V221H70ZM74 220V221H73ZM78 220V221H77ZM152 220V221H151ZM160 220V221H159ZM201 220V221H200ZM219 220V221H218ZM241 220V222H240ZM247 220V221H246ZM37 221V222H38ZM64 221V223H63ZM69 221V222H67ZM89 221V222H88ZM96 221V222H95ZM100 221V222H99ZM102 221V222H101ZM134 221V222H133ZM141 221V222H139ZM157 221V223H156ZM208 221V222H207ZM225 221V222H224ZM242 221H244L245 223H243ZM250 221V222H251ZM57 224H56V223ZM93 222V223H92ZM128 222V223H127ZM144 222V223H143ZM149 222V223H148ZM155 222V223H154ZM222 222V224H221ZM228 222V223H227ZM53 225H48V224H52ZM55 223V224H54ZM83 223V224H82ZM86 223V224H85ZM89 223V224H88ZM105 225H104V224ZM131 225H130V224ZM171 223V224H170ZM173 223V224H172ZM230 223V224H229ZM232 223V225H231ZM262 223V225H260ZM14 224V225H12ZM92 224V225H91ZM127 224V225H126ZM148 224V225H147ZM153 226H152V225ZM167 224V226H165ZM202 224V225H201ZM246 224V225H245ZM12 225V226H11ZM80 225V226H79ZM91 225V226H90ZM142 227H140V226ZM144 225V226H143ZM147 225V226H146ZM158 225V226H157ZM173 225V227H171ZM177 225V226H176ZM196 225V226H195ZM227 225V226H226ZM245 225V226H244ZM47 226V227H46ZM49 226V227H48ZM52 226V227H51ZM87 226V227H86ZM93 226V227H92ZM104 226V227H103ZM125 226V227H124ZM127 226V227H126ZM131 226H133L134 228H132ZM139 229V233L136 232L138 229ZM149 226V228H147ZM157 226V227H156ZM170 226V228H169ZM226 226V227H225ZM232 226V227H231ZM249 226V227H247ZM54 227V228H53ZM56 227V228H55ZM64 227V228H63ZM95 227V228H94ZM97 227V228H96ZM102 227V229H101ZM154 229L152 230L151 229ZM154 227V228H153ZM156 227V228H155ZM181 227V228H180ZM199 227V228H198ZM204 229H203V228ZM225 227V229H224ZM243 227V228H242ZM254 227H252V229L254 230ZM13 228V229H11ZM16 228V229H15ZM49 228V229H48ZM53 228V229H52ZM62 228V229H61ZM84 228V230H83ZM88 228V230H87ZM92 228V229H91ZM100 228V229H99ZM121 228V229H120ZM123 228V230H122ZM130 228V229H129ZM162 228V229H161ZM170 230H169V229ZM176 228V229H175ZM210 228V229H209ZM219 228V229H218ZM246 228L248 230H246ZM15 229V230H14ZM42 229H43V232H42ZM47 230V233H45V231ZM52 229V230H51ZM148 231H146V230ZM160 229V231H158ZM180 231H179V230ZM201 229V230H199ZM233 231H232V230ZM236 229V230H234ZM11 230V231H10ZM79 232H77V231ZM82 230V231H80ZM100 230V231H99ZM128 230V231H127ZM144 230V231H143ZM173 230V231H172ZM204 230V231H203ZM217 230V231H216ZM227 230V232H226ZM229 230V231H228ZM246 230V231H245ZM252 230V231H253ZM15 231V232H14ZM50 233H49V232ZM58 231V232H57ZM62 231V232H61ZM76 231V233H75ZM88 231V232H87ZM97 231V232H96ZM99 231V232H98ZM102 231V232H101ZM131 231V232H130ZM135 231V232H134ZM154 231V232H153ZM158 231V232H157ZM170 231V232H168ZM177 231V232H176ZM206 231V232H205ZM251 231V229L249 230ZM251 231V232H252ZM11 232V234H10ZM18 232V233H17ZM52 232V233H51ZM55 232V233H54ZM150 232L152 234H150ZM161 232V233H160ZM179 232V233H178ZM201 232V233H200ZM246 232V233H245ZM17 233V234H16ZM23 233V234H22ZM82 233V234H81ZM98 233V234H97ZM104 233V234H103ZM138 233V234H136ZM141 233V237L142 235H151L149 236L150 238L152 237V235H156L154 236L155 239L153 240L155 245L151 246V248L153 249V253L151 256V254H143L141 252V249L139 248L140 246V242L139 241H142L140 240V236L139 234ZM144 233V234H143ZM158 233V234H157ZM175 233V234H174ZM178 233V234H177ZM220 236H219V234ZM235 233V234H234ZM239 235H238V234ZM19 234V235H18ZM21 234V235H20ZM25 234V235H24ZM33 234V235H31ZM37 234H39L37 237ZM92 234V235H91ZM100 234V235H99ZM110 234V235H109ZM167 234V235H166ZM172 234V235H171ZM177 234V235H176ZM202 234V235H200ZM206 236H205V235ZM212 234V235H210ZM242 236H241V235ZM245 234V235H244ZM11 235V236H10ZM83 235V236H82ZM111 236V239H109V237L107 238L106 236ZM117 235V236H115ZM124 235V236H123ZM127 235V236H126ZM132 235V236H131ZM176 235V236H175ZM229 235V236H228ZM17 236V237H16ZM22 236V237H21ZM31 236L30 239L34 240L35 238L36 241L33 246L32 244H27V242L29 243L30 240L29 237ZM90 236V237H89ZM94 238H93V237ZM136 238H135V237ZM137 236H139V238H137ZM148 236H145V237H148ZM165 236V237H164ZM178 236V238L176 239V237ZM201 236V237H200ZM217 236V237H216ZM225 236V237H224ZM244 236V237H243ZM25 237V238H24ZM89 237V239L91 238V241L87 238ZM99 237V238H98ZM120 237V238H119ZM123 239H122V238ZM129 237V238H128ZM160 237V238H159ZM169 237V238H168ZM174 237V238H173ZM227 237V238H226ZM240 237V238H239ZM19 239L22 240L23 242H25V244H21L22 241H19V240H16V239ZM28 238V241L26 240ZM76 238V239H75ZM87 238V239H85ZM97 238V239H95ZM104 238V239H103ZM118 240H117V239ZM144 237H142L141 239H143ZM166 238V239H164ZM197 238V239H196ZM210 238V239H209ZM219 238V239H218ZM25 239V241H24ZM101 239V240H100ZM106 239L109 240V243L108 240L106 241ZM122 239V240H121ZM133 239V240H132ZM136 239V240H134ZM139 239V240H138ZM199 239V240H198ZM233 239V240H232ZM235 239V240H234ZM236 239H239V240H236ZM30 240V241H29ZM40 240V241H39ZM85 240V241H84ZM98 240V242H96ZM124 240H125V243H124ZM157 240V241H156ZM163 240V241H162ZM207 240V241H206ZM219 240V241H218ZM4 241V242H3ZM16 241V243H15ZM70 241V242H69ZM118 241V242H117ZM123 241V242H122ZM135 241V242H134ZM139 242L138 244L136 242ZM178 241V242H177ZM181 241V242H180ZM183 241V242H182ZM192 241V242H191ZM195 241V242H194ZM198 241V242H197ZM206 241V243L204 242ZM214 241V242H213ZM239 241V242H241ZM14 242V243H13ZM20 244H19V243ZM22 242V243H23ZM43 242V243H42ZM80 242V243H79ZM90 242V243H89ZM108 242L109 244H116V245H119L120 247V250H118V253L117 250L114 251V248H112L110 245H106L105 243ZM128 242V243H127ZM132 242V243H131ZM134 242V243H133ZM160 242V244H159ZM191 242V243H190ZM197 242V243H196ZM224 242H226V244H224ZM4 245H3V244ZM47 243V244H45ZM49 243V244H48ZM67 243L70 244L69 246L65 245ZM77 243V244H76ZM87 244V245H84V244ZM100 243V244H99ZM107 243V244H108ZM124 243V244H123ZM130 243V244H129ZM158 243V244H157ZM162 243V245H161ZM174 243H175V248H173L174 246ZM73 244L75 246H73ZM89 244V245H88ZM91 244H94V245H98L99 248L100 246H102L103 244V248L101 247L102 249V252L100 251L101 249L98 248V246H96V249H94V245L93 246H90ZM104 244L106 246H104ZM157 244V245H156ZM181 244V245H179ZM231 244V245H230ZM18 245V246H17ZM32 246L34 248V250H32V247H29ZM38 245V247H37ZM40 245V246H39ZM43 245V246H41ZM58 245V246H56ZM60 245V246H59ZM72 245V246H71ZM131 245V246H130ZM133 245V246H132ZM198 245V246H197ZM208 245V246H207ZM236 245V244H235ZM8 247L7 249L5 248ZM21 246H25V248L23 249ZM36 246V247H34ZM53 246V247H52ZM56 246V247H55ZM67 246V247H65ZM84 246V247H82ZM89 246V247H88ZM107 246H110L111 248L107 249L108 247ZM129 246V247H127ZM161 246V247H160ZM169 246V247H167ZM185 246V248H184ZM187 246V247H186ZM191 246V248H190ZM201 246V248L199 247ZM203 246V247H202ZM210 246V247H209ZM229 246H233L231 248H229ZM3 247V248H2ZM22 250H20L19 248ZM51 247V248H49ZM55 247V248H54ZM65 247V248H64ZM75 247V248H73ZM93 247V248H92ZM104 247H107V248H104ZM137 247V248H136ZM159 249H158V248ZM174 249V252H177V253H174L173 254V249ZM179 247V248H178ZM182 247V248H181ZM194 249H193V248ZM209 247V248H206ZM31 248V249H29ZM37 248V251L36 249ZM53 248V249H52ZM59 250H57V249ZM70 248H72L70 250ZM82 248V249H81ZM93 249L91 252L89 249ZM126 248V250H125ZM167 248V249H166ZM171 250H170V249ZM204 248V249H203ZM229 248V250H228ZM6 249V250H5ZM20 251H19V250ZM39 249V251H38ZM65 250V253L63 250ZM75 249V250H74ZM106 249V250H104ZM110 249H113L112 251H114V253L110 250ZM123 249V251L121 250ZM151 249V251H152ZM158 249V252L156 254L159 253V256H154V252H156ZM163 249V250H162ZM206 249V250H205ZM26 250V251H25ZM31 252H30V251ZM48 250V251H46ZM50 250V251H49ZM54 250V252H53ZM84 250V251H83ZM89 250V251H88ZM96 250H98V254L96 252ZM112 252L110 253L109 252ZM132 250V252H131ZM162 250V251H161ZM188 250L189 253H188ZM231 250V252H230ZM9 251V252H8ZM13 253H11V252ZM19 251V252H17ZM31 253H29V252ZM36 253H34V252ZM77 251V252H76ZM79 251V252H78ZM108 251V252H107ZM135 251V253H134ZM204 251V252H202ZM206 251V252H205ZM5 252V253H3ZM27 252V253H26ZM48 252V253H47ZM57 252V253H55ZM71 252V253H69ZM85 252V253H84ZM95 252V253H94ZM127 252V253H126ZM74 253V254H73ZM77 253V254H76ZM81 253V254H80ZM92 253V254H91ZM101 253H103L101 255ZM109 253L110 255L108 256ZM124 253V254H123ZM139 253V254H138ZM172 255H171V254ZM180 253V254H179ZM194 253V254H193ZM197 253V254H196ZM231 253V254H230ZM6 256V254L8 255V257L6 256V258L3 256ZM9 254H12V255H9ZM16 255V256H13V255ZM19 254V255H18ZM24 256H23V255ZM45 254V255H44ZM52 254H56V255H52ZM66 254V255H65ZM95 254V255H94ZM97 254V255H96ZM100 254V255H99ZM105 254V256H104ZM107 254V256H106ZM113 254V255H112ZM116 254V255H114ZM120 254V255H119ZM128 254V255H127ZM129 254H131L130 256L132 257H135V255L137 254L138 256L135 257V259L131 258L132 261H130L128 258ZM134 254V255H133ZM166 255V256H163V255ZM168 254V255H167ZM170 254V255H169ZM186 254V255H185ZM189 256H188V255ZM191 254V255H190ZM29 255V256H28ZM32 255V256H31ZM47 255V256H46ZM52 255V256H51ZM59 255V256H58ZM65 255V256H64ZM87 255V256H85ZM112 255V257H111ZM121 255H123L121 257ZM127 255V256H126ZM162 255V256H161ZM175 255V256H174ZM180 255V257H179ZM193 255V256H192ZM36 256V257H35ZM46 256V257H45ZM56 256V257H55ZM71 256V258H70ZM84 256V257H83ZM96 256V257H95ZM101 256L103 257V259L101 258ZM116 256V257H115ZM126 256V257H124ZM129 256V257H130ZM140 256V257H139ZM143 256V257H142ZM150 256L152 258H150ZM178 256V257H177ZM191 256V259L189 258ZM230 256H233V257H230ZM13 257V258H12ZM68 257V258H67ZM74 257V258H73ZM96 260H95V258ZM100 257V258H99ZM106 257V259H105ZM111 257V258H109ZM119 257V258H118ZM139 257V258H138ZM146 257L148 258L146 260ZM161 257V258H160ZM196 257V258H195ZM230 257V259H228ZM3 258V259H2ZM31 258V259H30ZM59 262H58V260ZM124 258V259H122ZM142 258V259H141ZM145 258V260H144ZM155 258V259H154ZM226 258V259H225ZM30 259V260H29ZM39 259V261H38ZM69 259V260H68ZM73 259V260H72ZM87 261H86V260ZM102 261H101V260ZM105 259V261L103 262V260ZM109 259V261H108ZM126 259V261H124ZM140 259V263L138 262ZM171 259H173V263L171 261ZM186 259V260H185ZM3 260V261H2ZM7 262H6V261ZM27 260V261H26ZM45 260V261H44ZM49 260H52V261H49ZM57 260V261H56ZM91 260V261H90ZM115 260V261H114ZM129 260V262H127ZM143 260V261H142ZM156 260V261H155ZM160 260V261H159ZM166 260V262L164 261ZM170 260V262L168 261ZM178 260V261H177ZM180 260V261H179ZM222 260V261H221ZM227 260V261H226ZM232 260H231V263H232ZM32 261V262H30ZM34 261V262H33ZM48 263H45L47 262ZM117 261V262H116ZM120 261V263H119ZM147 261V262H146ZM155 263H153V262ZM163 261V262H162ZM185 261V262H184ZM191 261V262H190ZM226 261V262H225ZM36 262V263H35ZM66 262V263H65ZM145 262V263H143ZM152 262V263H151ZM218 262V263H217ZM0 263V264H1Z\"/></svg>",
	"mask_w": 264,
	"mask_h": 264
},
{
	"label": "bare ground",
	"instance_id": "2",
	"mask_svg": "<svg viewBox=\"0 0 264 264\" xmlns=\"http://www.w3.org/2000/svg\"><path fill=\"white\" fill-rule=\"evenodd\" d=\"M165 1L167 2V4H168V10L169 11H172V12H175V11H179L180 9H182L185 5L187 6L188 5V2H190L189 0H187V2H186V0H0V34H2V35H4L5 37H4V39L5 40H7L9 37L11 38H14V42L16 41V40H18L19 42H20V44H19V47H22L23 48V50H22V52H23V54H24V56L26 57H24L23 56V54H22V57H24V59H29L28 61H31V58L32 59H34L33 60V62H34V64H33V62H29L30 64L32 63V74H31V76H29V74H28V76H27V74L25 75L24 74V72H21V73H18L17 71V73H11V66H12V63H14L15 61H17L16 59L18 58H15L16 57V53L17 52H15V54L12 52V50H13V48L12 49H9V46H8V44L11 42H7V41H0L2 44L0 45V149H3L4 148V145H6V140H4L5 138H3L2 137V135L3 134H10V135H15L16 133H18L20 130L19 129H21L22 128V125L23 126H25L24 124H28L30 121H31V118L33 119V117H35L36 115H34V113H33V111L35 110V108L37 107V106H41V105H47V104H50V106H51V104H53V106L56 104V105H58V104H61V102H63L65 99H64V97H63V101H62V96H61V91H63V90H67V89H69L72 85H73V83H74V85L77 87V85L76 84H78L74 79H73V81H72V78H70L69 77V73H71V72H73L74 73V70L77 68V67H75L76 66V64L74 65V70L73 71H71V72H69L70 71V69L72 68V66H73V63H75V59H76V56H77V54H78V52H80L81 51V53H82V50L84 49H86V48H84V47H87V45H85L87 42L88 43H90V42H92V40H95L96 41V39L100 36H102V35H104V33L105 32H107L106 30L108 29V28H110V27H113V26H115L116 24H118L119 23V21H121V20H123V19H128V18H138V20H139V18H140V21H141V19L144 21V23L145 24H147V27L153 22V18H154V14L155 13H152V12H149V13H146V12H148L147 11V7L148 6H150V5H152L154 8H159L160 7V5L163 7V5L161 4L162 2H164V4H165ZM196 1V0H195ZM194 1V6H196L195 5V2ZM204 3L201 5V11L203 12V15H201V16H199L201 19H200V25L202 26V28H203V32L202 33H200V34H194L193 35V33H192V37L191 36H189L190 38H189V40H188V42L186 43V45L184 44V43H181V44H184L185 46V48H186V50H185V48H183L182 47V52H183V49L185 50L183 53H176V54H179V56H176L175 55V57H177V58H175V59H172V62H170V64L169 63H167V64H169L168 65V69L166 70V78H165V80L164 81H162L161 80V78H159L161 81H162V87L160 86V93L158 92L159 90H156L158 93H156L157 94V98H155V101L153 102V103H151V100H150V102H149V104L148 105H144L143 104V106H142V108L139 110V109H137L136 108V106H135V108L138 110V111H136L135 109V111H133V109H132V111H133V116H132V118H127V122H126V126L124 125V124H121L122 126L124 125L125 126V128H124V130H125V132L123 133V130L121 129L119 132H117V131H115V132H117L116 134H115V132H114V134L115 135H112V137L109 139V140H107V141H105V140H103V141H105L104 143V146H102V149L100 148L99 150L97 149V151H96V155L97 156H95L94 158L92 157L91 159L92 160H90V161H85V163H83V165H81V166H77L76 168H74V169H71L72 170V172L70 173V174H68V173H66V174H68V177L65 175V176H62V174L61 175H59V173L57 172L56 174H57V176L58 177H54V176H56V175H54L53 177L54 178H51V176L50 175H52V174H49L48 176L50 177H48V178H46L44 181H45V183H44V187H42V188H45L41 193H38V197H36L37 196V194H36V198L37 199H35L34 201H29V203L32 205L31 207V211H32V209H33V211L35 210V216L34 215H32L33 217H36V218H39V217H37L36 216V213H40V208H42V207H44L45 205H48L49 207H50V209L53 211V213L52 214H54V216L53 217H55V215H58L59 214V216L61 215L60 213L62 212L63 213V211H65V212H67V209L66 208H69V206L68 205H70V204H68L72 199L74 200H76V198H80V199H78V200H82L83 199V197L85 196V194H86V190H88V189H86L85 190V188L87 187L86 185H91V187L92 186H95L97 189H99L100 191H101V193H102V196L104 197H107V198H111L112 196H115V194L117 193V191L120 189V188H122L123 186V183L125 182L124 180H125V178H124V175L127 177L128 175H126L127 173H126V171L128 170V169H131V168H133L134 167V165H133V167H131V164L133 163V160H132V158H134V152H136V151H141L142 152V150H143V152H144V148L146 147V146H144V148L142 149V145L140 144L142 141V139H143V136H145L146 135V138H148V137H151V136H147V135H149L151 132H155V134L157 133L156 131H157V129H158V127L161 125V127H162V129H163V126L162 125H165V124H167L168 122H173V121H171L173 118H175L176 119V115H177V112L178 111H180L181 109H182V111H184L185 109L184 108H187L188 109V106H192L193 104H197L198 105V102H199V99H200V97H201V95L203 96V94H206V93H204V92H206V89H207V87L209 88V89H211L213 86L214 87H216L218 90H220L221 88V86H227V87H229V90H228V92L229 93H231V91H230V88H231V90H232V88H233V86L236 84V87H238L237 86V83H233L236 79L235 78H232L231 76H229L228 74L229 73H227L226 74V72H227V69L229 68V66L231 65V61H233L232 59H234V55H236V51H237V44H238V42L239 41H242V40H240L242 37H244L246 34H248V31L251 29V28H253V30L255 29L254 27H255V25H257L259 22H263L262 20L264 19V16H262V15H264V0H206V1H203ZM192 4V1L189 3V5L188 6H192L193 5ZM35 6V9L33 8L32 10L31 9H29V8H31V6ZM166 5V4H165ZM198 5V4H197ZM151 6V7H152ZM185 6V7H186ZM152 7V9H154ZM150 8V7H149ZM190 8V7H189ZM179 9V10H178ZM186 9V8H185ZM188 9V8H187ZM31 10V11H30ZM145 10H146V12H145ZM159 11V10H158ZM11 12H13V13H11ZM178 13V12H177ZM176 13V14H177ZM26 14H27V16H26ZM158 14V13H157ZM164 15V14H163ZM163 15H162V17H163ZM156 18V17H155ZM158 18V17H157ZM161 18V17H160ZM136 19H133V20H136ZM159 19V18H158ZM132 20V19H131ZM124 21V20H123ZM143 21H141V22H143ZM162 21V20H161ZM132 22V21H131ZM133 22H135V21H133ZM139 22V21H138ZM141 22H140V24H141ZM156 22V21H155ZM159 22V21H158ZM9 23V24H8ZM136 23V22H135ZM134 23V24H135ZM144 23H142L141 24V30L143 29V27H142V25H144ZM148 23H150L149 25H148ZM139 24V23H138ZM138 24H136L137 25V27H138ZM155 24H157V23H155ZM262 24V23H261ZM152 25H153V23H152ZM151 25V26H152ZM259 25V24H258ZM257 25V26H258ZM117 26V25H116ZM115 26V27H116ZM261 26V25H260ZM137 27H136V29H137ZM262 27V26H261ZM145 28H146V26H145ZM145 28H144V30H145ZM153 28V27H152ZM156 28V27H155ZM196 29V28H195ZM138 30H139V28H138ZM148 30V29H147ZM147 30H145V32L147 31ZM152 30V29H151ZM199 30V29H198ZM153 31V30H152ZM252 31V30H251ZM250 31V32H251ZM137 32H140V30L139 31H136V34H138ZM148 32V31H147ZM194 32V31H193ZM199 31H197V33H198ZM249 32V33H250ZM144 33V32H143ZM153 33H154V31H153ZM156 33V32H155ZM254 33V32H253ZM107 34V33H106ZM132 34V33H131ZM130 34V35H131ZM141 34H142V32H141ZM255 34V33H254ZM128 35H129V33H128ZM134 35V34H133ZM152 35V34H151ZM154 35V34H153ZM259 35H261V34H259ZM125 36V35H124ZM124 36H122V37H124ZM127 36V35H126ZM146 36V35H145ZM249 36V35H248ZM253 36V35H252ZM256 36V35H255ZM3 37V36H2ZM99 37V38H100ZM133 37V36H132ZM137 37V36H136ZM136 37H135V39H136ZM140 37H142V36H140ZM261 37V36H260ZM138 38V37H137ZM144 38V37H143ZM147 38H148V36H147ZM146 38V39H147ZM247 37H244L243 39H246ZM251 38V37H250ZM253 38H255V37H253ZM252 38V39H253ZM256 38H258V37H256ZM112 39V38H111ZM115 39H117V38H115ZM124 39V38H123ZM122 39V40H123ZM131 39V38H130ZM135 39H134V42L132 41V44L134 45V43H138V42H135ZM121 40V39H120ZM127 40V39H126ZM141 40V39H140ZM247 40V39H246ZM245 40V41H246ZM248 40H251V39H248ZM258 40V39H257ZM18 41H16V42H18ZM110 41V40H109ZM124 41V40H123ZM130 41V40H129ZM130 41V42H131ZM137 41H139V39L137 40ZM145 41V40H144ZM252 42H253V40H251ZM94 42V41H93ZM114 42V41H113ZM112 42V43H113ZM117 42V41H116ZM126 42V41H125ZM140 42V41H139ZM142 42V41H141ZM140 42V43H141ZM247 42V41H246ZM249 42V41H248ZM259 42V41H258ZM12 43V42H11ZM87 43V44H88ZM99 43V42H98ZM107 43V42H106ZM128 44H129V42H127ZM144 42H142V44H143ZM253 43H255V41L253 42ZM260 43V42H259ZM263 43V42H262ZM131 44V43H130ZM129 44V45H130ZM246 44V43H245ZM244 44V45H245ZM248 44H250V43H248ZM248 44H246L247 46H249ZM16 45V44H15ZM15 45H13V46H15ZM21 45V46H20ZM94 45V44H93ZM93 45H92V43H91V46L93 47ZM99 45V44H98ZM109 44H107V46H108ZM124 45V44H123ZM127 45V44H126ZM133 45H131V47L133 46ZM138 45H139V43H138ZM236 45V46H235ZM241 45V44H240ZM251 45H252V43H251ZM253 45H255V44H253ZM260 45H261V43H260ZM89 46V45H88ZM103 46V45H102ZM116 46V45H115ZM114 46V47H115ZM141 45H139V47H140ZM183 46V45H182ZM256 46V45H255ZM97 47V46H96ZM134 47V46H133ZM135 47H136V45H135ZM138 47V46H137ZM136 47V48H137ZM251 47V46H250ZM116 48V47H115ZM120 48V47H119ZM126 48H127V50H126ZM126 48H124L123 50H126V51H129V49H128V47H126ZM258 48V47H257ZM131 49V48H130ZM138 49V48H137ZM240 48H238V51H240L239 50ZM248 49V48H247ZM245 50L246 51V53L248 52V51H250V49L249 50ZM255 49V48H254ZM253 49V50H254ZM21 50V49H20ZM113 50H114V48H113ZM256 50V49H255ZM133 51V50H132ZM136 51V50H135ZM134 51V52H135ZM139 51V50H138ZM187 51V52H186ZM243 51V50H242ZM252 51V50H251ZM260 51V50H259ZM261 51H263V50H261ZM260 51V52H261ZM84 52V51H83ZM88 52V51H87ZM90 52V51H89ZM101 52V51H100ZM107 52V51H106ZM113 52V51H112ZM111 52V53H112ZM122 52V51H121ZM140 52V51H139ZM180 52V51H179ZM186 52V53H185ZM117 53V52H116ZM119 53V52H118ZM125 53H127V52H125ZM130 53H131V51H130ZM185 53V54H184ZM239 53V52H238ZM255 53H256V51H254V55H255ZM259 53V52H258ZM264 54V52H261V54ZM87 54V53H86ZM91 54V53H90ZM97 54V53H96ZM114 54V53H113ZM120 54V53H119ZM122 54V53H121ZM121 54H120V56H121ZM184 54V55H183ZM262 54V55H263ZM15 55V56H14ZM95 55V54H94ZM115 55V54H114ZM128 55V54H127ZM133 55H134V53L133 54H131L130 56L132 57V59H134L135 60V56L133 57ZM183 55V56H182ZM238 55V54H237ZM241 55V54H240ZM248 55V54H247ZM253 55V54H252ZM258 55H260V53L258 54ZM97 56V55H96ZM108 56V55H107ZM123 56V55H122ZM130 56L129 57H127L126 56V58H130ZM136 56H138V54L136 55ZM242 56H244V54H242ZM255 56H257V55H255ZM261 56V55H260ZM259 56V57H260ZM22 57L20 58V59H22ZM101 57H102V55H101ZM110 57H112V56H110ZM259 57H258V59H259ZM78 58V57H77ZM81 58H83V57H81ZM99 58V57H98ZM97 58V59H98ZM123 58H125V56L123 57ZM172 58V57H171ZM236 58L238 59V57L236 56ZM262 58V57H261ZM260 58V59H261ZM88 59V58H87ZM107 59V58H106ZM119 59V58H118ZM139 59V58H138ZM242 59H243V57H242ZM245 59V58H244ZM251 59V58H250ZM252 59H253V56H252ZM18 60H19V58H18ZM23 60V59H22ZM77 60H79V59H77ZM81 60V59H80ZM99 60V59H98ZM101 60H102V58H100V62H101ZM111 60H112V58H111ZM123 60V59H122ZM124 60H126V59H124ZM133 60V61H134ZM249 60V59H248ZM253 60H255V59H253ZM256 60H257V58H256ZM262 60V59H261ZM24 61H26V60H24ZM83 61V60H82ZM88 61V60H87ZM91 61V60H90ZM89 61V62H90ZM107 61V60H106ZM120 61V60H119ZM136 61H137V57H136ZM140 61V60H139ZM234 61H235V59H234ZM233 61V62H234ZM243 61V60H242ZM247 61V60H246ZM257 61H259V60H257ZM256 61V62H257ZM20 62V61H19ZM88 62V63H89ZM92 62V61H91ZM103 62V61H102ZM121 62V61H120ZM124 62H126V61H124ZM130 62H131V60H130ZM168 62V61H167ZM232 62V64H234ZM251 62H253V61H251L250 60V63ZM26 64H27V62H25ZM110 63V62H109ZM113 63V62H112ZM122 63V62H121ZM137 63H139V62H137ZM254 64H252V66L254 65H257V64H255V62H253ZM259 63H260V61H259ZM29 64V65H30ZM86 64V63H85ZM85 64H83V66L85 65ZM89 64H91V63H89ZM126 64V63H125ZM125 64H122V65H124L125 66ZM128 64H130V63H128ZM248 64H249V62H248ZM79 65H80V63H79ZM92 65V64H91ZM90 65V66H91ZM114 65H115V63H114ZM127 65V64H126ZM142 65V64H141ZM237 65V64H236ZM240 65V64H239ZM78 66V65H77ZM101 66V65H100ZM99 66V67H100ZM110 66V65H109ZM128 66V65H127ZM132 66V65H131ZM140 65H138V67H139ZM162 66V65H161ZM165 66V65H164ZM232 66V65H231ZM247 67H248V65H246ZM250 66V65H249ZM29 67H31V66H29ZM82 67V66H81ZM96 67V66H95ZM94 67V68H95ZM120 67V66H119ZM126 67V66H125ZM124 67V68H125ZM133 67V66H132ZM132 67H131V69H132ZM136 67V66H135ZM134 67V68H135ZM160 67V66H159ZM235 67V66H234ZM240 67H241V65H240ZM255 67H257V66H255ZM261 67V66H260ZM14 68V67H13ZM80 68V67H79ZM85 68H86V65H85ZM88 68H90L89 66H88ZM88 68H86V70L88 69ZM92 68H93V66H92ZM98 68V67H97ZM101 68V67H100ZM124 68H123V70H124ZM19 69V68H18ZM22 69V68H21ZM78 69V68H77ZM76 69V70H77ZM81 69V68H80ZM80 69H78L77 71H82V70H85V69H83L82 68V70H80ZM111 69V68H110ZM126 69H129V67L127 68L126 67ZM131 69H129V70H131ZM164 69V68H163ZM232 69V68H231ZM235 69V68H234ZM239 70H240V72H242L241 73V75L240 76H242L243 74H244V72L246 71V68H245V66H243V69H240V68H238ZM250 69V68H249ZM25 70V69H24ZM31 70V69H30ZM72 70V69H71ZM89 70V69H88ZM91 71H92V69H90ZM106 70V69H105ZM111 70H113V69H111ZM119 70H120V68H119ZM122 70V69H121ZM135 70V69H134ZM134 70H132V71H134ZM239 70H236L238 73H239ZM247 70H248V68H247ZM256 70V68L254 69V71ZM260 70V69H259ZM13 71V70H12ZM21 71V70H20ZM90 71V72H91ZM115 71H116V69H115ZM128 70H126V72H127ZM160 71V70H159ZM165 71V70H164ZM235 71V70H234ZM251 71V74L253 73V70H250ZM107 72V71H106ZM118 72H120L121 73V71H118ZM125 72V71H124ZM124 72L122 73V75H125L126 76V74H124ZM125 72V73H126ZM138 72V71H137ZM162 72V71H161ZM228 72H229V70H228ZM81 73V72H80ZM92 73V72H91ZM131 73V72H130ZM141 73V72H140ZM156 73H158V72H156ZM234 73H236V72H234ZM233 73V74H234ZM237 73V74H238ZM256 73V72H255ZM86 74V73H85ZM84 74V75H85ZM132 74V73H131ZM130 74V75H131ZM135 74H137L136 72H135ZM139 74V73H138ZM257 74V73H256ZM255 74V75H256ZM79 75V74H78ZM83 75V76H84ZM87 76H88V74H86ZM117 75V74H116ZM127 75H129L128 73H127ZM161 75V74H160ZM163 75V74H162ZM162 75H161V77H162ZM232 75V74H231ZM23 76H26L25 77V79H24V77ZM91 76V75H90ZM95 76V75H94ZM115 76V75H114ZM113 76V77H114ZM124 76V77H125ZM133 76V75H132ZM139 76V75H138ZM159 76V75H158ZM233 77L235 76V75H232ZM237 76V75H236ZM239 76V78L241 79V77ZM246 76H247V74H246ZM251 76V75H250ZM86 77V76H85ZM84 77V78H85ZM89 77V76H88ZM88 77H86L85 79H87ZM112 77V78H113ZM122 77V76H121ZM130 77V76H129ZM156 78H157V76H155ZM77 78V77H76ZM82 78V77H81ZM90 78V77H89ZM92 78V77H91ZM116 78V77H115ZM128 78V77H127ZM126 78V79H127ZM142 78H144V77H142ZM164 78V77H163ZM162 78V79H163ZM238 78V79H239ZM242 78H243V76H242ZM252 78V77H251ZM259 78V77H258ZM261 78V77H260ZM114 79V78H113ZM130 79V78H129ZM145 79V78H144ZM147 79V78H146ZM158 79V78H157ZM235 79V80H234ZM253 79V78H252ZM115 80V79H114ZM117 80H119V79H117ZM125 80V79H124ZM128 80V79H127ZM130 80H132L133 82H134V80H133V78H131ZM136 80V79H135ZM151 80V79H150ZM150 80L149 81H145L146 83H148L149 84V82H150ZM152 80H153V78H152ZM232 80H234V81H232ZM81 81V80H80ZM86 81V80H85ZM121 81H123V80H121ZM157 81H159V80H157ZM156 81V82H157ZM242 81V80H241ZM264 81V80H263ZM75 82H76V84H75ZM83 82H84V80H83ZM114 82V81H113ZM123 82H125V83H123ZM122 82V84H120V81L118 82L119 84H120V87H121V85H123L122 87L124 88V89H127V88H130V87H126L125 88V85L124 84H126V83H128V82H126V80L125 81H123ZM141 82V81H140ZM236 82V81H235ZM243 82V81H242ZM257 82V81H256ZM89 83V82H88ZM87 83V84H88ZM115 84H116V81L114 82ZM117 83V84H118ZM135 83H137L136 85L138 86V85H141V84H138V82H135ZM241 83V82H240ZM239 83V84H240ZM81 84V83H80ZM113 84V83H112ZM116 84V85H117ZM144 84V83H143ZM159 84V83H158ZM259 84V83H258ZM73 85V86H74ZM85 85V84H84ZM128 85V84H127ZM130 85H131V83H130ZM134 85V84H133ZM133 85H131L132 87H133ZM145 85V84H144ZM161 85V84H160ZM119 86V85H118ZM129 86V85H128ZM135 86V85H134ZM142 86V85H141ZM152 86V85H151ZM155 86V85H154ZM157 86V85H156ZM159 86V85H158ZM232 86V87H231ZM240 86V85H239ZM250 86V85H249ZM251 86H253V85H251ZM260 86H261V84H260ZM116 87V86H115ZM118 88V89H123V88ZM145 87V86H144ZM148 87V86H147ZM219 87V88H218ZM73 88V87H72ZM75 88V87H74ZM74 88H73V90H74ZM84 88V87H83ZM113 88V87H112ZM141 87H139V89H140ZM149 88V87H148ZM206 88V89H205ZM215 88V89H216ZM225 88V87H224ZM255 88V87H254ZM78 89H80V88H78ZM115 89V88H114ZM135 89V88H134ZM152 89H153V87H152ZM156 89H158V87L156 88ZM208 89V92L209 91H211V90H213V89H211V90H209ZM214 89V90H215ZM234 89V88H233ZM258 89V88H257ZM257 89H255V90H257ZM76 90V89H75ZM83 90V89H82ZM81 90V91H82ZM113 90V89H112ZM140 90H142V89H140ZM143 90H145V89H143ZM147 90V89H146ZM225 90V89H224ZM226 90V91H227ZM235 90V89H234ZM233 90V91H234ZM242 90V89H241ZM240 90V91H241ZM254 90V91H255ZM69 91V90H68ZM78 91V90H77ZM114 91V90H113ZM116 91V90H115ZM121 91V90H120ZM119 91V92H120ZM124 91V90H123ZM138 91V90H137ZM223 91V90H222ZM221 91V92H222ZM232 91V92H233ZM236 91V90H235ZM248 91V90H247ZM67 92V91H66ZM87 92V91H86ZM117 92V91H116ZM124 92H126V91H124ZM140 92V91H139ZM151 92V91H150ZM152 92H155V90L153 89L152 90ZM152 92L151 93H149L150 95L152 94ZM214 92V91H213ZM218 92H220V91H218ZM220 92V93H221ZM224 92V91H223ZM259 92V91H258ZM257 92V94H259ZM114 93V92H113ZM118 93V92H117ZM234 93V92H233ZM233 93H232V95H233ZM237 93H239V91L237 92ZM254 93V92H253ZM252 93V94H253ZM62 94L64 95V93L62 92ZM82 94V93H81ZM87 94V93H86ZM85 94V95H86ZM119 94V93H118ZM120 94L121 95H125L124 93L122 94V92H120ZM148 94V93H147ZM251 94V95H252ZM262 94V93H261ZM76 95H78V94H76ZM116 95V97H117V94H115ZM143 95V94H142ZM149 95V96H150ZM212 95H214V93L212 94ZM211 95V96H212ZM220 95V97L221 96H223L225 99H227V97L226 96H229V94L227 95V92H225V94H223V95H221V94H219ZM235 95V94H234ZM234 95L232 96V98L234 97ZM239 95V94H238ZM250 95V94H249ZM71 96V95H70ZM69 96V94H68V97H70ZM82 96V95H81ZM120 96V95H119ZM129 96V95H128ZM128 96H126V97H128ZM131 96V95H130ZM129 96V97H130ZM151 96H153V94L151 95ZM155 96V95H154ZM207 96V95H206ZM205 96V97H206ZM236 96V95H235ZM246 96V95H245ZM244 96V97H245ZM255 96V95H254ZM253 96V98H255ZM259 96V95H258ZM257 96V97H258ZM68 97L66 98V96H65V98L66 99H68ZM76 97V96H75ZM85 97V96H84ZM123 97V96H122ZM141 97V96H140ZM147 98H148V95L146 96ZM204 97V96H203ZM219 97V96H218ZM231 97V96H230ZM229 97V98H230ZM239 97V102H240V96H238ZM237 97V98H238ZM79 98V97H78ZM81 98V97H80ZM121 98V97H120ZM151 98H153V97H151ZM150 98V99H151ZM215 98V97H214ZM222 98V97H221ZM232 98H230V99H227L226 101L228 102H230V104L228 105V106H231V104H233V102H231L232 101ZM252 98V97H251ZM259 98V97H258ZM82 99V98H81ZM86 99V98H85ZM116 99V98H115ZM118 100H120L119 98H117ZM125 99V101L127 100L126 98H123V100ZM206 99V98H205ZM217 99V98H216ZM235 99H236V97H235ZM245 99V98H244ZM243 99V100H244ZM77 101H79L78 99H76ZM88 99H86V101H87ZM91 100V99H90ZM113 100V99H112ZM141 100V99H140ZM148 100V99H147ZM146 100V101H147ZM212 100V99H211ZM218 100V99H217ZM221 100V99H220ZM223 100V99H222ZM234 100V99H233ZM238 100V99H237ZM256 100V99H255ZM259 100V99H258ZM257 100V101H258ZM263 100V99H262ZM66 101V100H65ZM84 101V100H83ZM107 101H110L109 99L107 100ZM125 101H123V102H125ZM128 101V100H127ZM143 101V100H142ZM145 101V102H146ZM153 101V100H152ZM201 101H202V99H201ZM204 101V100H203ZM209 101V100H208ZM250 101V100H249ZM248 101V102H249ZM71 102H72V100H71ZM71 102L69 101V103H68V101H66V103H68L67 105H69L70 104V106H67V105H65V106H67V107H72V105H71ZM74 102V101H73ZM105 102V101H104ZM119 102V101H118ZM205 102H206V100H205ZM205 102H202V103H204V104H206ZM219 103H220V101H218ZM218 102H216V103H218ZM226 102V103H227ZM238 101H235V103H237ZM247 102V101H246ZM76 103H78V102H76ZM80 103V102H79ZM91 103V102H90ZM92 103H93V101H92ZM111 104H112V102H110ZM213 103H214V101H213ZM224 102H222V104H223ZM244 103V102H243ZM199 104H201V103H199ZM204 104H203V108H204ZM222 104L220 105V107L222 108ZM251 104H254V103H251ZM250 104V105H251ZM257 104V103H256ZM62 105H63V103H62ZM77 105V104H76ZM76 105H75V107H76ZM79 105H81V104H79ZM78 105V106H79ZM109 105V104H108ZM126 105V104H125ZM207 105V104H206ZM206 105H205V109L207 110L208 108L206 107ZM215 105H217V104H215ZM224 105V104H223ZM237 105H238V103H237ZM255 105V104H254ZM64 106V107H65ZM83 106V105H82ZM88 106V105H87ZM111 106V105H110ZM122 106V105H121ZM190 106V107H191ZM227 106V105H226ZM235 106H236V104H235ZM45 107H47V106H45ZM62 107V106H61ZM90 107V106H89ZM92 107V106H91ZM113 107V106H112ZM125 107V106H124ZM140 107V105H138V108ZM194 107V106H193ZM196 107V106H195ZM213 107V106H212ZM212 107H209V109L210 108H212ZM216 108H217V106H215ZM218 107H219V104H218ZM233 107H234V104H233ZM232 107V108H233ZM245 107V106H244ZM39 109H41L40 107H38ZM38 108H36V110L38 109ZM42 108H43V106H42ZM74 108V106L71 108V110ZM83 108V107H82ZM88 108V107H87ZM220 108V109H221ZM225 107H223V109H224ZM231 108V107H230ZM235 108V107H234ZM70 109V108H69ZM80 109V108H79ZM123 109V108H122ZM184 109V110H183ZM191 109V108H190ZM190 109H188V112H189V110ZM193 109H195V108H193ZM192 109V110H193ZM198 110L199 109H202V108H197ZM213 109H215V108H213ZM226 109V108H225ZM229 109V108H228ZM227 109V112L228 111H231V110H228ZM243 109V108H242ZM242 109H241V111H242ZM252 109V108H251ZM59 110L61 111L62 109H60V105H59ZM70 110V111H71ZM113 110V109H112ZM115 110V109H114ZM198 110H196V111H198ZM237 110V109H236ZM245 110V109H244ZM67 111V108L65 109V112ZM129 111V110H128ZM194 111V110H193ZM200 111V110H199ZM214 111V110H213ZM222 111V110H221ZM235 111V110H234ZM240 111V110H239ZM63 112V111H62ZM61 112V113H62ZM65 112H63V113H65ZM124 112V111H123ZM202 112V111H201ZM201 112H199V113H201ZM206 112V111H205ZM204 112V114H208L207 112L205 113ZM210 112V111H209ZM224 112V111H223ZM232 112V111H231ZM247 112V111H246ZM36 113H39V112H36ZM35 113V114H36ZM118 113V112H117ZM178 113H181V112H178ZM185 113V112H184ZM184 113H182L181 115H183ZM190 113V112H189ZM194 113V112H193ZM193 113H191V114H193ZM203 113V112H202ZM215 113V112H214ZM234 113V112H233ZM240 113V112H239ZM196 114H197V112H196ZM220 114V113H219ZM236 114V113H235ZM262 114H264V113H262ZM34 115V116H33ZM121 115H123V114H121ZM180 115V114H179ZM179 115H177V118H178V116ZM199 115V114H198ZM202 115V114H201ZM200 115V116H201ZM213 116H214V114H212ZM212 115H210V116H212ZM226 115V114H225ZM33 116V117H32ZM38 116V115H37ZM112 116V115H111ZM189 116V115H188ZM192 117L191 118H193V115H191ZM194 116H196V115H194ZM206 116V115H205ZM212 116V117H213ZM229 116V115H228ZM114 117V119H115V117H116V115L115 116H113ZM119 117V116H118ZM127 117H131V115L130 116H127ZM182 116H180V118H181ZM185 117V116H184ZM201 117H204V116H201ZM195 118V117H194ZM194 118H193V120H194ZM198 118H199V116L197 117V120H198ZM218 119L220 118V117H217ZM128 119L130 120L129 122H128ZM186 119V118H185ZM199 119H201V118H199ZM205 119V118H204ZM207 119H209V118H207ZM213 119V121H214V118H212ZM217 119V120H218ZM226 119H227V117H226ZM234 119V118H233ZM35 120H36V118H35ZM34 119L32 120V121H35ZM196 120V119H195ZM202 120V119H201ZM201 120H199L198 121V123L201 121ZM210 120V119H209ZM231 120V119H230ZM31 121V122H32ZM111 121V120H110ZM126 121V120H125ZM191 121V120H190ZM190 121H188V122H190ZM206 121V120H205ZM228 121V120H227ZM252 121V120H251ZM251 121H250V123H251ZM260 122H261V119L259 120ZM118 122V121H117ZM123 122V121H122ZM187 122V123H188ZM194 122V121H193ZM202 122V124H203V120L201 121ZM223 123L224 122H226V120L225 121H222ZM230 122V121H229ZM236 122V121H235ZM264 122V121H263ZM111 123V122H110ZM113 123V122H112ZM116 123V122H115ZM125 123V122H124ZM175 123H176V121H175ZM185 123V122H184ZM195 123V122H194ZM208 123V122H207ZM207 123L205 122V124L206 125H204V126H206L207 128H208V126L209 125H207ZM214 123H216V121L215 122H213V124ZM220 123H221V121H220ZM228 123V122H227ZM233 123V122H232ZM257 122H255V124H256ZM30 124V123H29ZM173 124V123H172ZM178 124V123H177ZM191 124V123H190ZM212 124V125H213ZM114 125V124H113ZM180 125H182V124H180ZM180 125H178V126H180ZM216 125V124H215ZM215 125L214 126H211V124H210V126L213 128V127H215ZM218 125V124H217ZM225 125H226V123L225 124H223V126L225 127ZM228 125V124H227ZM236 125V124H235ZM238 125V124H237ZM29 126V125H28ZM28 126H26V127H28ZM166 126V125H165ZM170 126H171V124H170ZM196 126V125H195ZM229 126V125H228ZM233 126V125H232ZM240 126V125H239ZM243 126V125H242ZM260 126V125H259ZM121 127V126H120ZM167 127V126H166ZM169 127V126H168ZM186 127V126H185ZM201 127L202 126H200V129H201ZM206 127H203V130H204V128H206ZM230 127V126H229ZM241 127V126H240ZM240 127H239V129H240ZM263 127V126H262ZM111 128V127H110ZM115 128V127H114ZM117 128V127H116ZM115 128V129H116ZM165 128V127H164ZM170 128V127H169ZM169 128H167V129H169ZM182 127L180 126V128L179 129H181ZM206 128V129H207ZM210 128V127H209ZM212 128H210V129H212ZM218 128V127H217ZM221 128H223L222 126H221ZM227 128V127H226ZM97 129V128H96ZM120 129V128H119ZM162 129L160 130V128H159V130L161 131V134L163 133V131H162ZM166 129V128H165ZM171 129L172 128H170V131H171ZM175 129V128H174ZM178 129V130H179ZM199 129V128H198ZM199 129V130H200ZM219 129H220V127H219ZM224 129V128H223ZM234 129H235V127H234ZM244 129H246V128H241V130L240 131H242V130H244ZM22 130V129H21ZM24 130H25V128H24ZM107 130V129H106ZM105 130V131H106ZM112 130V129H111ZM158 130V131H159ZM177 130V131H178ZM182 130V129H181ZM215 131H216V128L214 129ZM218 130V129H217ZM230 130V129H229ZM236 130H237V132H238V129L236 128ZM247 130V129H246ZM192 131V130H191ZM202 131V130H201ZM213 131V130H212ZM220 131V130H219ZM227 131H228V128H227ZM232 131V130H231ZM231 131L229 132V133H231ZM239 131V132H240ZM245 131V130H244ZM241 132L240 134H241V136L246 132ZM258 131V130H257ZM104 132V131H103ZM102 132V133H103ZM110 132V131H109ZM108 132V133H109ZM166 132H168L167 130H166ZM190 132V131H189ZM209 133H210V131H208ZM217 132V131H216ZM101 133V134H102ZM174 133H175V130H174ZM191 133V132H190ZM219 133H221V132H219ZM234 133H236L235 131H234ZM233 133V134H234ZM257 133V132H256ZM21 134V133H20ZM94 134V133H93ZM111 134H113L112 132L110 133V135ZM153 134V133H152ZM151 134V135H152ZM173 134V133H172ZM214 134V132L212 133V135ZM216 134V133H215ZM222 134H223V132H222ZM239 134V133H238ZM259 134H262V133H259ZM264 134V133H263ZM76 135V134H75ZM97 135V134H96ZM99 135V134H98ZM163 135H164V133H163ZM161 136V138L162 137H164V136ZM175 135V134H174ZM177 135V134H176ZM236 135H237V133H236ZM236 135L234 134V137H236ZM246 135V134H245ZM244 135V136H245ZM249 135V134H248ZM256 135V134H255ZM257 135H258V133H257ZM20 136V135H19ZM100 136V135H99ZM106 136V135H105ZM153 136V135H152ZM159 136V135H158ZM170 136H172V135H169L168 137H170ZM178 136V135H177ZM176 136V137H177ZM186 136H187V134H186ZM185 135L182 137V136H180L181 138H186V140H187V138L188 137H186ZM214 136H216V135H214ZM222 136V135H221ZM241 136H239L240 138H241ZM160 137V136H159ZM166 137V136H165ZM179 137V136H178ZM177 137V138H178ZM234 137H232V134H231V137L230 138H234ZM238 137V136H237ZM236 137V138H237ZM264 137V136H263ZM91 138V137H90ZM93 138V137H92ZM105 138V137H104ZM106 138H108V137H106ZM145 138V137H144ZM161 138H158V141H159V139H161ZM171 138V137H170ZM184 138V139H185ZM229 138V137H228ZM235 138V139H236ZM239 138V139H240ZM242 138H244V137H242ZM252 138V137H251ZM251 138H249V139H251ZM98 139V138H97ZM151 139V138H150ZM154 138H152V140H153ZM157 139V138H156ZM174 139V138H173ZM190 139L191 140H193V138H191L190 137ZM220 139V138H219ZM95 140H96V138H95ZM102 140V139H101ZM144 140V139H143ZM147 140V139H146ZM149 140V139H148ZM155 140V139H154ZM153 140V141H154ZM171 140V139H170ZM180 140V139H179ZM182 140V139H181ZM223 140H224V138H223ZM229 140V139H228ZM227 140V141H228ZM237 140V139H236ZM235 140V141H236ZM253 140V139H252ZM255 140H256V138H255ZM156 141V140H155ZM157 141V142H158ZM178 141V140H177ZM190 141V140H189ZM189 141H187L188 143H189ZM226 141V140H225ZM234 141V140H233ZM234 141V142H235ZM254 141V140H253ZM257 141V140H256ZM100 142V141H99ZM143 142H146V141H143ZM162 142V141H161ZM168 142V141H167ZM172 142V141H171ZM176 142V141H175ZM185 142V141H184ZM183 142V143H184ZM220 142H221V140H220ZM229 142V141H228ZM227 142V143H228ZM230 142H232V141H230ZM234 142H232V143H234ZM248 142V141H247ZM258 142V141H257ZM149 143V142H148ZM169 143V142H168ZM179 143L181 144V142L179 141ZM224 143V142H223ZM236 143V142H235ZM242 143H244V142H242ZM82 143H80V145H81ZM95 144V143H94ZM145 145H146V143H144ZM155 144V143H154ZM239 144V143H238ZM257 144V143H256ZM101 145V144H100ZM103 145V144H102ZM148 145V144H147ZM174 145V144H173ZM176 145V144H175ZM182 145V144H181ZM190 145V144H189ZM191 145H192V142H191ZM194 145V144H193ZM219 145V144H218ZM228 145H229V143H228ZM232 145V144H231ZM250 145V144H249ZM253 145V144H252ZM251 145V146H252ZM83 146H85V145H83ZM87 146V145H86ZM89 146V145H88ZM98 146H99V144H98ZM171 146V145H170ZM209 146V145H208ZM225 146V145H224ZM246 146V145H245ZM255 146V145H254ZM260 146V145H259ZM264 146V145H263ZM93 147V146H92ZM95 147V146H94ZM97 147V146H96ZM178 147V146H177ZM180 147V146H179ZM178 147V148H179ZM182 147V146H181ZM187 147V146H186ZM190 147V146H189ZM188 147V148H189ZM211 147V146H210ZM256 148H257V146H255ZM214 148V147H213ZM233 148H234V145H233ZM239 148V147H238ZM250 148V150L252 149V147H249ZM256 148H254V149H256ZM261 148V147H260ZM264 148V147H263ZM262 148V149H263ZM88 149V148H87ZM89 149H92V148H89ZM174 149V148H173ZM182 149H183V147H182ZM201 149H203V148H201ZM205 149V148H204ZM222 149H223V147H222ZM230 149H232V147L230 146ZM229 149V150H230ZM234 149H236V148H234ZM233 149V150H234ZM243 149V148H242ZM246 149V148H245ZM248 149V148H247ZM257 149H259V148H257ZM261 149V150H262ZM5 150V149H4ZM82 150H83V148H82ZM95 150V149H94ZM147 150V149H146ZM171 150H172V148H171ZM171 150H170V152H171ZM184 151H185V149H183ZM188 150H191L192 151V149H188ZM187 150V151H188ZM200 150V149H199ZM207 150V149H206ZM238 150V149H237ZM89 151V150H88ZM91 151V150H90ZM89 151V152H90ZM99 151L101 152L100 153V155H98V153H99ZM147 151H149V147H148V150ZM181 151V150H180ZM183 151V152H184ZM191 151H190V153H191ZM227 151V150H226ZM236 151V150H235ZM239 151V150H238ZM238 151H236V152H238ZM241 151H243V150H241ZM240 151V152H241ZM5 152V151H4ZM83 152V151H82ZM176 152H179V150L178 151H176ZM182 152V151H181ZM186 152V151H185ZM193 152H195V151H193ZM203 152V151H202ZM207 152H208V154H209V152L210 151H208L207 150ZM212 152V151H211ZM230 152V151H229ZM234 152V151H233ZM245 152V151H244ZM246 152H247V150H246ZM252 152H253V150H252ZM251 151H249L248 152V154H250V153H252ZM254 152H255V150H254ZM253 152V153H254ZM258 152H260V151H257V153ZM262 152H263V150H262ZM94 153V152H93ZM132 153H134L133 155H132ZM137 153H140V152H137ZM148 153L149 152H147V154L146 155H148ZM196 153V152H195ZM200 153V152H199ZM199 153H197V154H195L196 156L199 154ZM226 153V152H225ZM228 153V152H227ZM230 153H232V152H230ZM78 154V153H77ZM79 154H81V153H79ZM86 154H87V152H86ZM151 154V153H150ZM174 154V153H173ZM177 154V153H176ZM184 155L186 154V153H183ZM204 154H206V152L204 153ZM207 154V155H208ZM229 154V153H228ZM233 154V153H232ZM232 154H230L231 155V158H229L230 156H228V158L227 157H225V158H227V159H232L233 157H235L236 155H238V154H234V155H232ZM247 154V153H246ZM260 154V153H259ZM83 155V154H82ZM136 155H141V153L140 154H136ZM144 156H143V159H146V158H144V157H146L145 156V153L143 154ZM179 155H181V153L179 152ZM195 155H194V157H195ZM200 155V154H199ZM198 155V156H199ZM202 156H203V154H201ZM200 155V156H201ZM206 155V156H207ZM211 155V154H210ZM220 155V154H219ZM225 155V154H224ZM254 155V154H253ZM257 155V154H256ZM49 156V155H48ZM52 156V155H51ZM80 156V155H79ZM88 156V155H87ZM86 156V157H87ZM92 156V155H91ZM94 156V155H93ZM176 155H174L173 157H175ZM186 156H189L188 155V152H187V155H185V162H186ZM192 156H193V154H192ZM205 156V157H206ZM213 156V155H212ZM223 156V155H222ZM221 156V157H222ZM226 156H227V154H226ZM233 156V157H232ZM239 156V155H238ZM244 156V155H243ZM260 156V155H259ZM263 156V155H262ZM3 157V156H2ZM10 157V156H9ZM138 157V156H137ZM136 156H135V159L137 158ZM142 157V155L140 156V158ZM172 157V158H173ZM184 157V156H183ZM193 157V158H194ZM240 157V156H239ZM246 157V156H245ZM251 157V156H250ZM4 158V157H3ZM3 158H2V160H3ZM55 158H57V156L55 157ZM139 158V157H138ZM137 158V159H138ZM139 158V159H140ZM179 158V157H178ZM180 158H181V156H180ZM189 158L192 160H189V161H191V162H193L194 161V159H192L190 156H189ZM201 158V157H200ZM207 158V157H206ZM209 158V157H208ZM248 158V157H247ZM252 158V157H251ZM260 158H261V156H260ZM260 158H259V160H260ZM79 159V158H78ZM77 159V160H78ZM85 159V158H84ZM90 159V158H89ZM88 159V160H89ZM136 159V160H137ZM183 160H184V158H182ZM197 159V158H196ZM196 159H195V161H196ZM199 159V158H198ZM211 159V156H210V158H209V160ZM218 159V158H217ZM224 160V158H220L219 160ZM227 159H225V162L227 161ZM236 159H240L241 160V158H237L236 157ZM249 159V158H248ZM255 159H256V156H255ZM1 160V159H0ZM5 160H6V158H5ZM58 160V159H57ZM135 160V162H137ZM168 160V159H167ZM171 160V159H170ZM173 161H174V159H172ZM178 160H180V159H178ZM188 160V159H187ZM201 160V159H200ZM206 160H208V159H206ZM208 160V161H209ZM215 160V159H214ZM213 160V161H214ZM222 160V161H223ZM234 160V159H233ZM261 160H263V159H261ZM55 161V160H54ZM54 161H53V163H52V165L53 164H56L57 162H55L54 163ZM145 161H147V160H145ZM149 161V160H148ZM169 161V160H168ZM177 161V160H176ZM181 161V160H180ZM198 161V160H197ZM216 161V160H215ZM221 161V162H222ZM232 161V160H231ZM238 161V160H237ZM254 161V160H253ZM8 162H10V160L8 161ZM60 162V161H59ZM79 162V161H78ZM84 162V161H83ZM171 162V161H170ZM178 162V161H177ZM182 162V161H181ZM181 162H180V164H181ZM184 162V161H183ZM190 162V163H191ZM203 162V161H202ZM202 162H201V164H202ZM230 162V161H229ZM228 162V164H230ZM240 162V161H239ZM261 161H259L258 163H260ZM74 163V162H73ZM72 163V164H73ZM145 163V162H144ZM147 163V162H146ZM212 163V162H211ZM227 163V162H226ZM235 162H233L232 164H234ZM243 162L241 161V164H242ZM250 163V162H249ZM263 163H264V161H263ZM2 164V163H1ZM49 164V163H48ZM47 164V165H48ZM68 164V163H67ZM137 164V163H136ZM135 164V165H136ZM156 164V163H155ZM163 164V163H162ZM161 164V165H162ZM173 164V163H172ZM185 164H187V163H185ZM185 164H182V165H185ZM192 164V163H191ZM210 164V163H209ZM219 164H220V162H219ZM227 164V165H228ZM235 164H237V163H235ZM243 164H245V163H243ZM242 164V165H243ZM253 164V163H252ZM255 164V163H254ZM253 164V165H254ZM261 164V163H260ZM260 164H259V167L261 168V170H262V168L263 167H261V166H263V165H261L260 166ZM50 166V167H55L56 168V165H53V166ZM78 165H80V164H78ZM148 165H149V163H148ZM157 165V164H156ZM177 165V164H176ZM182 165H181V167H182ZM193 165V164H192ZM189 166V164L187 165V166H189V167H187L186 165V167H183V168H189L190 169V167H191V169H192V167L193 166ZM223 165H224V163H223ZM238 165V164H237ZM236 165V166H237ZM250 165V164H249ZM249 165H248V168H249ZM256 165H257V163H256ZM1 166V165H0ZM4 166H5V164H4ZM46 166V165H45ZM58 166H59V164H58ZM60 166H62V165H60ZM64 166V165H63ZM150 166V165H149ZM174 166H175V163H174ZM180 166V165H179ZM196 166H197V164H196ZM201 166V165H200ZM199 166V167H200ZM210 166V165H209ZM230 166V165H229ZM233 166V165H232ZM6 167V166H5ZM49 167V166H48ZM66 167V166H65ZM154 167V166H153ZM152 167V168H153ZM160 167V166H159ZM158 167V168H159ZM181 167H180V169H181ZM224 167H226V165L224 166ZM238 167V166H237ZM259 167H256V168H259ZM62 168V167H61ZM70 168V167H69ZM155 168V167H154ZM157 168V167H156ZM157 168V169H158ZM160 168H162V167H160ZM215 168V167H214ZM241 168V167H240ZM247 168V167H246ZM255 168V167H254ZM254 168H252V169H254ZM255 168V170H257ZM2 169H3V167H2ZM1 169V170H2ZM53 169V168H52ZM64 169V168H63ZM157 169H155V170H157ZM165 168H163V170H164ZM175 169H177V166H176V168ZM178 169H179V167H178ZM179 169V170H180ZM190 169V170H191ZM194 169V168H193ZM205 169V168H204ZM250 169V168H249ZM9 170V169H8ZM58 170V169H57ZM60 170V169H59ZM132 170V169H131ZM160 170V172H161V169H159ZM178 170V171H179ZM189 170V171H190ZM199 170V169H198ZM197 170V171H198ZM206 170V169H205ZM212 170V169H211ZM229 170V169H228ZM231 170H232V168H231ZM260 170V171H261ZM4 171H6V169H4ZM49 171H50V169H49ZM64 171V170H63ZM63 171H61V172H63ZM130 171V170H129ZM158 171V170H157ZM181 171V170H180ZM185 171V170H184ZM188 171V170H187ZM186 171V172H187ZM188 171V172H189ZM192 171V170H191ZM196 171V170H195ZM196 171V172H197ZM209 171V170H208ZM207 171V172H208ZM216 171H217V169H216ZM235 171V170H234ZM252 171V170H251ZM254 171V170H253ZM260 171H258V172H260ZM263 171V170H262ZM1 173H2V171H0ZM10 172H12V171H10ZM47 172V171H46ZM54 172H55V169H54ZM65 172V171H64ZM135 172V171H134ZM159 172V173H160ZM183 172V171H182ZM187 172V173H188ZM200 172V171H199ZM204 172H206V171H204ZM206 172V173H207ZM214 172V171H213ZM249 172V171H248ZM49 173V172H48ZM126 173V174H125ZM129 173V172H128ZM156 173V172H155ZM177 173H180V172H177ZM212 173V172H211ZM224 173V172H223ZM236 173V172H235ZM239 173H240V171H239ZM255 173H256V171H255ZM6 174H8V173H6ZM14 174V173H13ZM13 174H12V176H13ZM133 174V173H132ZM162 174H163V172H162ZM183 174V173H182ZM237 174H238V172H237ZM254 174V173H253ZM260 174H261V172H260ZM1 175V174H0ZM9 175H10V173H9ZM137 175V174H136ZM181 175V174H180ZM186 176L188 175V174H185ZM191 175V174H190ZM210 175V174H209ZM218 175H221V174H218ZM231 175V174H230ZM264 175V174H263ZM4 176H5V174H4ZM4 176H3V178H4ZM12 176L10 177V178H12ZM46 177H47V174L45 175ZM131 176V175H130ZM133 176H135V175H133ZM194 176V175H193ZM212 176V175H211ZM213 176H215V175H213ZM234 176H235V174H234ZM1 178H2V175L0 176ZM8 177V176H7ZM44 177V176H43ZM132 177V176H131ZM136 177V176H135ZM181 177V176H180ZM182 177H183V175H182ZM203 177V176H202ZM231 177V176H230ZM2 178V179H3ZM134 178V177H133ZM200 178V177H199ZM228 178V177H227ZM261 178V177H260ZM2 179H0L3 183H4V181L2 180ZM127 179V178H126ZM145 179V178H144ZM190 179V178H189ZM204 179V178H203ZM210 179V178H209ZM221 179V178H220ZM251 179V178H250ZM262 179V178H261ZM264 179V178H263ZM15 180V179H14ZM19 180V179H18ZM128 180L129 179H127V181L126 182H128ZM146 180V179H145ZM205 180V179H204ZM226 180V179H225ZM231 180V179H230ZM20 181V180H19ZM124 181V182H123ZM187 181H188V179H187ZM207 181V180H206ZM249 181V180H248ZM1 182V183H2ZM15 182V181H14ZM18 182V181H17ZM185 182V181H184ZM258 182V181H257ZM262 182V181H261ZM0 183V184H1ZM8 183V182H7ZM19 183V182H18ZM23 183V182H22ZM26 183V182H25ZM25 183H24V185H25ZM208 183V182H207ZM209 183H212V182H209ZM256 183V182H255ZM10 184V183H9ZM13 185L15 184V183H12ZM93 184V185H92ZM95 184V185H94ZM126 184H128V183H126ZM227 184V183H226ZM230 184V183H229ZM243 184V183H242ZM3 185H5V184H3ZM12 185V186H13ZM247 185V184H246ZM263 185H264V183H263ZM262 184H261V186H263ZM10 186V185H9ZM14 186H16V185H14ZM22 186V185H21ZM121 186V187H120ZM127 186V185H126ZM130 186V185H129ZM211 186V185H210ZM223 186H225V185H223ZM242 186V185H241ZM258 186V185H257ZM257 186H255V188L257 187ZM6 187H7V185H6ZM11 187V186H10ZM124 187H125V183H124ZM132 187V186H131ZM131 187H129V188H131ZM209 187V186H208ZM222 187V186H221ZM231 187V186H230ZM259 187H260V184H259ZM2 188V187H1ZM9 188V187H8ZM16 188H19V187H17L16 186ZM15 188V189H16ZM25 188H28V187H25ZM94 188V187H93ZM133 188V187H132ZM223 188V187H222ZM255 188H253V189H255ZM258 188V187H257ZM257 188H256V190H257ZM261 188V187H260ZM6 189V188H5ZM21 189H22V187H21ZM89 189H91L90 187H89ZM96 189V190H97ZM124 189V188H123ZM126 189H128V188H126ZM239 189V188H238ZM252 189V190H253ZM259 189V188H258ZM262 189L264 190V188L262 187ZM2 190V189H1ZM0 190V191H1ZM7 190H9V189H7ZM7 190L5 191V192H7ZM12 190V189H11ZM38 190V189H37ZM92 190V192L95 190H93V189H91ZM95 190V191H96ZM121 190V189H120ZM248 190V189H247ZM256 190H255V192H256ZM261 190V189H260ZM17 191V190H16ZM22 191V190H21ZM27 191V190H26ZM39 191H41V189H39ZM94 191V192H95ZM99 191V192H100ZM130 191H131V189H130ZM219 191H221V190H219ZM1 192H3V191H1ZM4 192V193H5ZM14 192V191H13ZM17 192H19V191H17ZM35 192V191H34ZM33 192V193H34ZM88 192H89V190L87 191V194H88ZM91 192V193H92ZM98 191H96L95 193L98 195V193H99ZM122 191H120V193H121ZM128 192V191H127ZM258 192H262V191H259L258 190ZM264 192V191H263ZM35 193H37V192H35ZM35 193H34V195H35ZM119 193V194H120ZM143 193V192H142ZM223 193V192H222ZM254 193V192H253ZM96 194L94 195V197L96 196ZM127 194V193H126ZM130 194H132V193H130ZM129 194V195H130ZM145 194V193H144ZM247 194H249V193H247ZM251 195H252V193H250ZM256 194L257 195H259L257 192H256ZM255 194V195H256ZM2 195H3V193H2ZM9 195H10V190H9ZM19 195H20V193H19ZM22 195V194H21ZM25 195V194H24ZM24 195H22V196H24ZM28 195V194H27ZM93 195V193L91 194V196ZM240 195V194H239ZM242 195V194H241ZM245 195V194H244ZM255 195H253V197L252 198H255L254 196ZM260 195H262V193L260 194ZM11 196V195H10ZM21 196V197H22ZM29 196V195H28ZM28 196H26V197H24V198H27ZM101 196V195H100ZM100 196H98V197H100ZM122 196V195H121ZM132 196V195H131ZM222 196V195H221ZM31 197V196H30ZM29 197V198H30ZM87 197V196H86ZM89 197H90V192H89V196H88V199H89ZM124 197V196H123ZM126 197V196H125ZM128 197V196H127ZM18 198V197H17ZM82 198V199H81ZM90 198H92V197H90ZM256 198H259L258 196H256ZM261 198V197H260ZM85 199V198H84ZM87 199V198H86ZM100 199H101V197H100ZM104 199V198H103ZM106 199V198H105ZM118 199V198H117ZM116 199V200H117ZM222 199V198H221ZM220 199V200H221ZM248 199V198H247ZM264 199V198H263ZM19 200V199H18ZM21 200H24V199H22L21 198ZM27 199H25V201H26ZM97 200V199H96ZM119 200V199H118ZM122 200V199H121ZM219 199H218V202L220 201ZM257 200V199H256ZM85 201V200H84ZM87 201H89V200H87ZM87 201H86V203H87ZM91 201V200H90ZM109 201H111V199L109 200ZM215 201V200H214ZM223 201V200H222ZM245 201V200H244ZM248 201V200H247ZM259 200H257L256 202H254V203H256L255 205H254V207H253V209L251 210L252 211V213L254 212L255 214L257 213V216H256V218L255 219H253L252 221L250 220V219H248L249 221H247V224H248V222L249 223H253L252 225H254L255 223L256 224H258V223H260V221H261V216H263V214H264V200H262L263 202H261V201H259ZM73 203L75 202V203H77V201H72ZM95 202V201H94ZM103 202H104V200H103ZM102 202V203H103ZM108 202V201H107ZM250 202V201H249ZM248 202V203H249ZM253 202H250V203H253ZM27 203V202H26ZM25 203V204H26ZM73 203H71V205L73 204ZM79 203H81V204H84V203H82V202H80L79 201ZM89 203V202H88ZM101 203V202H100ZM223 203V202H222ZM24 204V205H25ZM93 204V203H92ZM96 204V203H95ZM243 204V203H242ZM11 206H12V204H10ZM8 206V205H6V207H9V210H8V213H6V212H3V210L2 211H0V242L2 241V240H8L9 239V235L7 234V231L9 230H7L6 231V227L8 226V224L11 222H14L15 223V227H17L19 230H17V231H25V234L26 233H29V231H34L36 228H37V226L40 228L41 226H40V220L38 221V219L36 220V219H34L33 220V218L31 217V220H30V217L29 218H27V215H26V212H27V209L26 210H21V211H16V210H14V209H12L11 208V206ZM27 206H29L28 205V203L26 204ZM26 205H25V207H26ZM44 205V206H43ZM85 205V204H84ZM90 205V204H89ZM134 205H136V204H134ZM224 205H226V204H224ZM23 206V205H22ZM47 206V207H48ZM102 206V205H101ZM132 206V205H131ZM141 206V205H140ZM252 206H253V204H252ZM48 207V208H49ZM73 207V206H72ZM75 207H76V204H75ZM82 207V206H81ZM85 207V206H84ZM133 207V206H132ZM135 207V206H134ZM138 207V206H137ZM142 207V206H141ZM205 207V206H204ZM210 207V206H209ZM208 207V208H209ZM212 207V206H211ZM210 207V208H211ZM218 207V206H217ZM220 207V206H219ZM222 207V206H221ZM243 207V206H242ZM246 207H248V206H246ZM22 208V207H21ZM28 208V207H27ZM30 208V207H29ZM74 208V207H73ZM86 208H87V206H86ZM95 208V207H94ZM98 208V207H97ZM139 208V207H138ZM197 208V207H196ZM198 208H199V205H198ZM250 208V207H249ZM249 208H248V210H249ZM40 209V210H39ZM79 209H81L80 207H79ZM78 209V210H79ZM91 209H93V208H91ZM99 209V208H98ZM102 209V208H101ZM132 209V208H131ZM135 209H136V207H135ZM134 209V210H135ZM141 210L143 209V208H140ZM192 209V208H191ZM219 209V208H218ZM217 209V210H218ZM242 209V208H241ZM251 209V208H250ZM28 210H30V209H28ZM47 209L45 208V210H43V211H46ZM49 210V209H48ZM71 210V209H70ZM75 210V209H74ZM96 210V209H95ZM133 210V211H134ZM137 210V209H136ZM194 210V209H193ZM202 210V209H201ZM207 210V209H206ZM214 211V209H211V211ZM222 210V208H220V211ZM244 210V209H243ZM247 210V211H248ZM5 211H6V209H5ZM50 211V210H49ZM100 211V210H99ZM129 211V210H128ZM132 213H133V211L132 210H130ZM129 211V212H130ZM209 211V210H208ZM213 211H212V213H213ZM238 211H239V209H238ZM245 211V210H244ZM250 211V210H249ZM251 211H250V213L249 212H246V213H248V214H251ZM28 212H30V211H28ZM73 212V211H72ZM94 212H96V211H94ZM136 212V211H135ZM157 212H158V210H157ZM210 212V211H209ZM222 212V211H221ZM241 212H242V210H241ZM30 213H32V212H30ZM44 213V212H43ZM49 213V212H48ZM47 212H46V214L47 215H49L50 213H51V211H50V213L48 214ZM67 213H69V209H68V212ZM74 213V212H73ZM86 213V212H85ZM93 213V212H92ZM191 213H192V211H191ZM194 213H197V212H194ZM206 213V212H205ZM211 213V212H210ZM209 213V214H210ZM211 213V214H212ZM215 213V212H214ZM213 213V214H214ZM217 213V212H216ZM234 213H235V211H234ZM28 214V213H27ZM33 214V213H32ZM45 214V213H44ZM71 215H72V213H70ZM75 214V213H74ZM130 214V213H129ZM134 214V213H133ZM136 214V213H135ZM157 214V213H156ZM155 214V215H156ZM170 214V213H169ZM211 214L209 215V217H211L212 218V216H211ZM244 214V213H243ZM51 215V214H50ZM49 215V216H50ZM65 215V214H64ZM67 215H69V214H67ZM67 215H65V216H67ZM77 215V213L75 214V216ZM92 215V214H91ZM94 215V214H93ZM126 215H127V213H126ZM131 215V214H130ZM139 215V214H138ZM167 215V214H166ZM174 215V214H173ZM178 215V214H177ZM198 215V214H197ZM205 215V214H204ZM222 215V214H221ZM29 216V215H28ZM31 216V215H30ZM58 216V217H59ZM62 217H63V214L61 215ZM70 216V215H69ZM68 216V217H69ZM73 216V215H72ZM71 216V218L73 219V217ZM84 216H85V214H84ZM134 216H137V214L136 215H134ZM215 216H217V214H215ZM219 216V215H218ZM217 216V217H218ZM233 216V215H232ZM242 216V215H241ZM240 216V217H241ZM248 216V215H247ZM247 216H243L244 218L245 217H247ZM251 216H252V214H251ZM41 217H43V215H42V213H41ZM52 217V216H51ZM53 217H52V219H53ZM57 217V218H58ZM77 217H79V216H77ZM86 217H88V216H86ZM138 217V216H137ZM140 217H141V219H142V217H143V219H144V216H141V214H140ZM139 217V218H140ZM166 217V216H165ZM197 217V216H196ZM208 217V218H209ZM214 217V216H213ZM249 217V216H248ZM247 217V218H248ZM253 217V216H252ZM260 217V218H259ZM61 218V217H60ZM67 218V217H66ZM82 218H83V216H82ZM89 218V217H88ZM87 218V219H88ZM125 218V217H124ZM134 218V217H133ZM158 218V217H157ZM160 218V217H159ZM233 218V217H232ZM236 218H237V216H236ZM243 218V219H244ZM250 218V217H249ZM264 218V217H263ZM262 218V219H263ZM44 219H46L45 217H44ZM51 219V218H50ZM49 219V220H50ZM51 219V220H52ZM123 219V218H122ZM129 219H130V217H129ZM136 219V221H137V218H135ZM140 219V220H141ZM162 219V218H161ZM169 219V218H168ZM177 219V218H176ZM202 219V218H201ZM48 220V219H47ZM46 220V223L48 222ZM50 220V221H51ZM56 220V219H55ZM62 220H63V218H62ZM65 220V219H64ZM68 220H69V218H68ZM133 220V219H132ZM145 220H146V218H145ZM153 220H154V218H153ZM171 220V219H170ZM175 220V219H174ZM198 220H199V218H198ZM220 220V219H219ZM218 220V221H219ZM241 220H242V218H241ZM241 220H240V222H241ZM264 220V219H263ZM262 220V221H263ZM38 221V222H37ZM45 221V220H44ZM53 221V220H52ZM61 221V220H60ZM71 221V220H70ZM74 221V220H73ZM78 221V220H77ZM142 221V220H141ZM141 221H139V222H141ZM152 221V220H151ZM160 221V220H159ZM201 221V220H200ZM251 221V222H250ZM261 221V222H262ZM56 222H59V220H57ZM55 222V223H56ZM62 222V221H61ZM67 222H69V221H67ZM89 222V221H88ZM96 222V221H95ZM100 222V221H99ZM102 222V221H101ZM134 222V221H133ZM208 222V221H207ZM225 222V221H224ZM229 222H230V219H229ZM243 223H245L244 221H242ZM54 223V224H55ZM63 223H64V221H63ZM93 223V222H92ZM128 223V222H127ZM144 223V222H143ZM149 223V222H148ZM155 223V222H154ZM156 223H157V221H156ZM228 223V222H227ZM262 223H264V222H262ZM262 223L260 224V225H262ZM57 224V223H56ZM83 224V223H82ZM86 224V223H85ZM89 224V223H88ZM104 224V223H103ZM106 224V223H105ZM104 224V225H105ZM130 224V223H129ZM171 224V223H170ZM173 224V223H172ZM221 224H222V222H221ZM230 224V223H229ZM12 225H14V224H12ZM11 225V226H12ZM48 225H53V223L52 224H48ZM92 225V224H91ZM90 225V226H91ZM127 225V224H126ZM131 225V224H130ZM148 225V224H147ZM146 225V226H147ZM152 225V224H151ZM202 225V224H201ZM231 225H232V223H231ZM246 225V224H245ZM244 225V226H245ZM249 225V224H248ZM251 225V224H250ZM249 225V226H250ZM251 225V226H252ZM264 225V224H263ZM9 226H10V224H9ZM8 226V227H9ZM54 226V225H53ZM80 226V225H79ZM140 226V225H139ZM144 226V225H143ZM153 226V225H152ZM158 226V225H157ZM156 226V227H157ZM165 226H167V224L165 225ZM177 226V225H176ZM196 226V225H195ZM227 226V225H226ZM225 226V227H226ZM249 226H247V227H249ZM256 227H254V226H252V227H254V230L252 229V227L250 228L251 229V231H249L247 228H246V230H248V232L249 233H246V235H245V237H244V239L243 238H241L243 241H241V240H239V239H236V240H239V241H241V242H239L238 241V243H237V241H236V245L234 244V246L235 247H233V246H231V247H233V256H230V257H233V259H234V261L232 260V263H231V260H230V262L228 263V264H264V227L262 226H259V224L258 225H255ZM47 227V226H46ZM49 227V226H48ZM52 227V226H51ZM87 227V226H86ZM93 227V226H92ZM104 227V226H103ZM125 227V226H124ZM127 227V226H126ZM132 228H134L133 226H131ZM141 227V226H140ZM155 227V228H156ZM171 227H173V225L171 226ZM225 227H224V229H225ZM232 227V226H231ZM54 228V227H53ZM52 228V229H53ZM56 228V227H55ZM64 228V227H63ZM95 228V227H94ZM97 228V227H96ZM136 228H137V226H136ZM142 228V227H141ZM147 228H149V226L147 227ZM154 228V227H153ZM169 228H170V226H169ZM168 228V229H169ZM181 228V227H180ZM199 228V227H198ZM203 228V227H202ZM243 228V227H242ZM11 229H13V228H11ZM16 229V228H15ZM14 229V230H15ZM41 229V228H40ZM40 229H37V230H35V231H38V230H40ZM49 229V228H48ZM51 229V230H52ZM62 229V228H61ZM92 229V228H91ZM100 229V228H99ZM101 229H102V227H101ZM121 229V228H120ZM130 229V228H129ZM135 229V228H134ZM138 229V228H137ZM140 229V228H139ZM139 229L136 231V232H138L139 233ZM151 229H152V227H151ZM162 229V228H161ZM171 229V228H170ZM169 229V230H170ZM173 229H174V227H173ZM176 229V228H175ZM204 229V228H203ZM210 229V228H209ZM219 229V228H218ZM46 230V229H45ZM83 230H84V228H83ZM87 230H88V228H87ZM103 230V229H102ZM122 230H123V228H122ZM141 230V229H140ZM146 230V229H145ZM152 230H154V229H152ZM179 230V229H178ZM199 230H201V229H199ZM232 230V229H231ZM234 230H236V229H234ZM245 230V231H246ZM11 231V230H10ZM77 231V230H76ZM76 231H75V233H76ZM80 231H82V230H80ZM100 231V230H99ZM98 231V232H99ZM128 231V230H127ZM144 231V230H143ZM147 231V230H146ZM149 231V230H148ZM147 231V232H148ZM158 231H160V229L158 230ZM157 231V232H158ZM173 231V230H172ZM180 231V230H179ZM202 231V230H201ZM204 231V230H203ZM217 231V230H216ZM229 231V230H228ZM233 231V230H232ZM15 232V231H14ZM39 232V234H40V236H39V238L41 237V232L40 231H38ZM42 232H43V229H42ZM49 232V231H48ZM58 232V231H57ZM62 232V231H61ZM77 232H79V231H77ZM88 232V231H87ZM97 232V231H96ZM102 232V231H101ZM131 232V231H130ZM135 232V231H134ZM154 232V231H153ZM168 232H170V231H168ZM177 232V231H176ZM206 232V231H205ZM226 232H227V230H226ZM8 233H9V231H8ZM18 233V232H17ZM16 233V234H17ZM45 233H47V230L45 231ZM50 233V232H49ZM52 233V232H51ZM55 233V232H54ZM138 233H136V234H138ZM161 233V232H160ZM179 233V232H178ZM177 233V234H178ZM201 233V232H200ZM10 234H11V232H10ZM13 234V233H12ZM11 234V235H12ZM23 234V233H22ZM24 234V235H25ZM39 234H37V236L39 235ZM82 234V233H81ZM98 234V233H97ZM104 234V233H103ZM144 234V233H143ZM150 234H152L151 232H150ZM158 234V233H157ZM175 234V233H174ZM176 234V235H177ZM219 234V233H218ZM221 234V233H220ZM220 234H219V236H220ZM235 234V233H234ZM238 234V233H237ZM10 235V236H11ZM19 235V234H18ZM21 235V234H20ZM30 234H26V236H29ZM31 235H33V234H31ZM35 235V234H34ZM92 235V234H91ZM100 235V234H99ZM110 235V234H109ZM149 235V234H148ZM148 235H145V236H148ZM154 235V234H153ZM152 235V237L150 238L149 236H151V235H149L148 237H145L144 235H142V237H144L143 239H141L142 237H141V233L139 234V236H140V238H139V236H137V238H139L140 240H142V241H139L141 244L139 245L138 243V241L136 242L140 247V249H141V252L143 253V254H151V256H153L152 255V253H153V249L151 248V246H153V245H155V243H154V239H155V237L154 236H156V235H154L153 236ZM167 235V234H166ZM172 235V234H171ZM175 235V236H176ZM200 235H202V234H200ZM205 235V234H204ZM210 235H212V234H210ZM239 235V234H238ZM241 235V234H240ZM36 236V235H35ZM36 236V237H37ZM83 236V235H82ZM106 236V235H105ZM115 236H117V235H115ZM124 236V235H123ZM127 236V235H126ZM132 236V235H131ZM206 236V235H205ZM229 236V235H228ZM242 236V235H241ZM17 237V236H16ZM22 237V236H21ZM49 237V236H48ZM48 237H45L46 239L48 238ZM90 237V236H89ZM89 237H87L88 239H89ZM93 237V236H92ZM107 238L109 237V239H111V237H112V235L111 236H106ZM135 237V236H134ZM165 237V236H164ZM201 237V236H200ZM217 237V236H216ZM225 237V236H224ZM25 238V237H24ZM31 238V236L29 237V239ZM44 238V239H45ZM87 238H85V239H87ZM94 238V237H93ZM99 238V237H98ZM120 238V237H119ZM122 238V237H121ZM129 238V237H128ZM136 238V237H135ZM160 238V237H159ZM169 238V237H168ZM174 238V237H173ZM178 238V236L176 237V239ZM227 238V237H226ZM240 238V237H239ZM36 239L37 238H35L34 240H32V239H30V240H32V241H30L29 243L27 242V244H32V246L34 245V244H36L35 243V241H36ZM44 239H43V236L41 237V240H43L44 241ZM76 239V238H75ZM87 239V240H88ZM95 239H97V238H95ZM104 239V238H103ZM117 239V238H116ZM123 239V238H122ZM121 239V240H122ZM138 239V240H139ZM164 239H166V238H164ZM197 239V238H196ZM210 239V238H209ZM219 239V238H218ZM16 240H19V241H22V240H20V238L18 239H16ZM27 241H28V238L26 239ZM38 240V239H37ZM90 241H91V238L89 239ZM101 240V239H100ZM108 239H106V241H107ZM118 240V239H117ZM133 240V239H132ZM134 240H136V239H134ZM199 240V239H198ZM233 240V239H232ZM235 240V239H234ZM3 241V242H4ZM5 241V242H6ZM24 241H25V239H24ZM40 241V240H39ZM85 241V240H84ZM157 241V240H156ZM163 241V240H162ZM207 241V240H206ZM206 241H204L205 243H206ZM219 241V240H218ZM23 242V241H22ZM21 242V244L23 245V244H25V242H23L22 243ZM44 242H46V240L44 241ZM70 242V241H69ZM96 242H98V240L96 241ZM108 242H109V240H108ZM106 242L105 244L106 245H110L112 248H114V251L115 250H117V252H118V250H120V246L119 245H116V244H113V242H112V244H109V243H111V242ZM118 242V241H117ZM123 242V241H122ZM135 242V241H134ZM133 242V243H134ZM178 242V241H177ZM181 242V241H180ZM183 242V241H182ZM192 242V241H191ZM190 242V243H191ZM195 242V241H194ZM198 242V241H197ZM196 242V243H197ZM214 242V241H213ZM14 243V242H13ZM15 243H16V241H15ZM19 243V242H18ZM43 243V242H42ZM80 243V242H79ZM90 243V242H89ZM108 243V244H107ZM124 243H125V240H124ZM123 243V244H124ZM128 243V242H127ZM132 243V242H131ZM3 244V243H2ZM20 244V243H19ZM27 244H25V245H27ZM45 244H47V243H45ZM49 244V243H48ZM77 244V243H76ZM84 244V243H83ZM100 244V243H99ZM104 244V246H106ZM130 244V243H129ZM158 244V243H157ZM156 244V245H157ZM159 244H160V242H159ZM224 244H226V242H224ZM4 245V244H3ZM65 245H67V243L65 244ZM70 244H68L67 246H69ZM84 245H87V244H84ZM89 245V244H88ZM94 244H91L90 246H93ZM161 245H162V243H161ZM179 245H181V244H179ZM231 245V244H230ZM18 246V245H17ZM28 246V245H27ZM32 246H30L29 245V247H32ZM40 246V245H39ZM41 246H43V245H41ZM56 246H58V245H56ZM55 246V247H56ZM60 246V245H59ZM67 246H65V247H67ZM72 246V245H71ZM73 246H75L74 244H73ZM96 246H98L97 244L96 245H94V249H96ZM102 246H103V244H102ZM102 246H100V248H99V246H98V248L99 249H101V247ZM110 246H107V247H104V248H107V249H109V248H111ZM131 246V245H130ZM133 246V245H132ZM198 246V245H197ZM208 246V245H207ZM0 247H1V244H0ZM23 249L25 248V246L23 247V246H21ZM34 247H36V246H34ZM37 247H38V245H37ZM53 247V246H52ZM54 247V248H55ZM64 247V248H65ZM70 247V246H69ZM82 247H84V246H82ZM89 247V246H88ZM127 247H129V246H127ZM161 247V246H160ZM167 247H169V246H167ZM187 247V246H186ZM200 248H201V246H199ZM203 247V246H202ZM210 247V246H209ZM209 247H207V248H209ZM230 246H229V248H231ZM3 248V247H2ZM5 248L7 249L8 247H6L5 246ZM19 248V247H18ZM39 248V247H38ZM49 248H51V247H49ZM68 248V247H67ZM73 248H75V247H73ZM93 248V247H92ZM103 248V247H102ZM137 248V247H136ZM158 248V247H157ZM171 248V247H170ZM169 248V249H170ZM173 248H175V243H174V246H173ZM173 248H171V249H173ZM179 248V247H178ZM182 248V247H181ZM184 248H185V246H184ZM190 248H191V246H190ZM193 248V247H192ZM206 248V247H205ZM206 248V249H207ZM229 248H228V250H229ZM1 249V248H0ZM5 249V250H6ZM20 249V248H19ZM18 249V250H19ZM26 249V248H25ZM29 249H31V248H29ZM36 249V251H37V248H35ZM53 249V248H52ZM57 249V248H56ZM72 248H70V250H71ZM82 249V248H81ZM151 249H152V251H151ZM159 249V248H158ZM158 249H157V251L156 252H154V256H159V253L158 254H156L157 252H158ZM167 249V248H166ZM170 249V250H171ZM194 249V248H193ZM204 249V248H203ZM205 249V250H206ZM21 250V249H20ZM19 250V251H20ZM26 250H28V249H26ZM25 250V251H26ZM32 250H34V248L32 247ZM58 250V249H57ZM63 250V249H62ZM75 250V249H74ZM90 251L91 250H93V249H89ZM88 250V251H89ZM104 250H106V249H104ZM111 251L113 250V249H110ZM110 250H109V252H110ZM122 251H123V249H121ZM125 250H126V248H125ZM155 250V249H154ZM163 250V249H162ZM161 250V251H162ZM208 250V249H207ZM1 251V250H0ZM3 251V250H2ZM1 251V252H2ZM19 251H17V252H19ZM22 251V250H21ZM30 251V250H29ZM28 251V252H29ZM38 251H39V249H38ZM46 251H48V250H46ZM50 251V250H49ZM59 251V250H58ZM64 251V253H65V250H63ZM84 251V250H83ZM98 250H96V252H97ZM101 252H102V249L100 250ZM114 251H112L113 253H114ZM127 251V250H126ZM189 251L190 250H188V253H189ZM9 252V251H8ZM11 252V251H10ZM31 252V251H30ZM29 252V253H30ZM34 252V251H33ZM53 252H54V250H53ZM77 252V251H76ZM79 252V251H78ZM91 252H93V251H91ZM99 252V251H98ZM98 252H97V254H98ZM108 252V251H107ZM112 252H110V253H112ZM116 252V251H115ZM121 252V251H120ZM120 252H118V253H120ZM124 252V251H123ZM131 252H132V250H131ZM202 252H204V251H202ZM206 252V251H205ZM230 252H231V250H230ZM3 253H5V252H3ZM12 253V252H11ZM20 253V252H19ZM27 253V252H26ZM35 253V252H34ZM48 253V252H47ZM55 253H57V252H55ZM69 253H71V252H69ZM85 253V252H84ZM95 253V252H94ZM127 253V252H126ZM134 253H135V251H134ZM174 253H177V252H174V249H173V254ZM13 254V253H12ZM12 254H9V255H12ZM31 254V253H30ZM36 254V253H35ZM74 254V253H73ZM77 254V253H76ZM81 254V253H80ZM92 254V253H91ZM96 254V255H97ZM103 253H101V255H102ZM108 254V256L110 255L109 253H107ZM107 254H106V256H107ZM124 254V253H123ZM139 254V253H138ZM171 254V253H170ZM169 254V255H170ZM180 254V253H179ZM194 254V253H193ZM197 254V253H196ZM231 254V253H230ZM3 255V254H2ZM19 255V254H18ZM23 255V254H22ZM45 255V254H44ZM52 255H56V254H52ZM51 255V256H52ZM66 255V254H65ZM64 255V256H65ZM95 255V254H94ZM100 255V254H99ZM113 255V254H112ZM112 255H111V257H112ZM114 255H116V254H114ZM120 255V254H119ZM128 255V254H127ZM126 255V256H127ZM131 254H129V256H130ZM134 255V254H133ZM168 255V254H167ZM172 255V254H171ZM186 255V254H185ZM188 255V254H187ZM191 255V254H190ZM0 256H1V254H0ZM4 256V255H3ZM6 256L8 257V255L6 254ZM6 256H4L5 258H6ZM13 256H16L15 254L13 255ZM24 256V255H23ZM29 256V255H28ZM32 256V255H31ZM47 256V255H46ZM45 256V257H46ZM59 256V255H58ZM85 256H87V255H85ZM104 256H105V254H104ZM117 256V255H116ZM115 256V257H116ZM123 255H121V257H122ZM126 256H124V257H126ZM126 257V258H134L135 259V257L136 256H138L137 254L135 255V257ZM150 256V258H152ZM162 256V255H161ZM163 256H166L165 254L163 255ZM175 256V255H174ZM189 256V255H188ZM193 256V255H192ZM36 257V256H35ZM56 257V256H55ZM84 257V256H83ZM96 257V256H95ZM94 257V258H95ZM111 257H109V258H111ZM140 257V256H139ZM138 257V258H139ZM143 257V256H142ZM178 257V256H177ZM179 257H180V255H179ZM230 257L228 258V259H230ZM9 258V257H8ZM13 258V257H12ZM68 258V257H67ZM70 258H71V256H70ZM74 258V257H73ZM100 258V257H99ZM101 258L103 259V257L101 256ZM119 258V257H118ZM137 258V257H136ZM161 258V257H160ZM190 259H191V256L189 257ZM196 258V257H195ZM0 259H1V257H0ZM3 259V258H2ZM31 259V258H30ZM29 259V260H30ZM57 259V258H56ZM105 259H106V257H105ZM105 259L103 260V262L105 261ZM122 259H124V258H122ZM129 259V260H130ZM132 259L130 260V261H132ZM142 259V258H141ZM148 258L146 257V260H147ZM155 259V258H154ZM226 259V258H225ZM58 260V259H57ZM56 260V261H57ZM69 260V259H68ZM73 260V259H72ZM86 260V259H85ZM95 260H96V258H95ZM101 260V259H100ZM129 260L127 261V262H129ZM136 260V259H135ZM139 261V263H140V259H138ZM144 260H145V258H144ZM173 259H171V261H172ZM186 260V259H185ZM1 261V260H0ZM3 261V260H2ZM6 261V260H5ZM27 261V260H26ZM38 261H39V259H38ZM45 261V260H44ZM49 261H52V260H49ZM87 261V260H86ZM91 261V260H90ZM102 261V260H101ZM108 261H109V259H108ZM111 261V260H110ZM109 261V262H110ZM115 261V260H114ZM124 261H126V259L124 260ZM143 261V260H142ZM148 261V260H147ZM146 261V262H147ZM156 261V260H155ZM160 261V260H159ZM165 262H166V260H164ZM169 262H170V260H168ZM178 261V260H177ZM180 261V260H179ZM222 261V260H221ZM227 261V260H226ZM225 261V262H226ZM7 262V261H6ZM30 262H32V261H30ZM34 262V261H33ZM58 262H59V260H58ZM117 262V261H116ZM133 262V261H132ZM153 262V261H152ZM151 262V263H152ZM163 262V261H162ZM185 262V261H184ZM191 262V261H190ZM1 263V262H0ZM36 263V262H35ZM45 263H48V261L47 262H45ZM56 262H54V264H55ZM66 263V262H65ZM75 262H73V264H74ZM119 263H120V261H119ZM134 263V262H133ZM143 263H145V262H143ZM153 263H155V262H153ZM172 263H173V261H172ZM218 263V262H217ZM2 264V263H1ZM29 264V263H28ZM38 264V263H37ZM42 264V263H41ZM50 264V263H49ZM83 264H85V263H83ZM90 264V263H89ZM93 264V263H92ZM110 264V263H109ZM125 264H126V262H125ZM127 264H130V263H127ZM132 264V263H131ZM136 264H138V263H136ZM158 264V263H157ZM177 264V263H176ZM186 264H187V262H186ZM190 264V263H189ZM219 264H221V263H219ZM222 264H225V263H222ZM227 264V263H226Z\"/></svg>",
	"mask_w": 264,
	"mask_h": 264
}]
</instances>
